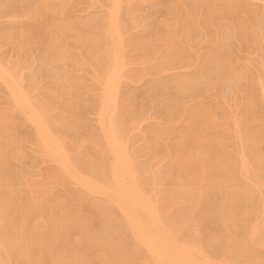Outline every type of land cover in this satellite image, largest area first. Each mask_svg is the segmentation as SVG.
I'll return each instance as SVG.
<instances>
[{"label": "bare ground", "instance_id": "obj_1", "mask_svg": "<svg viewBox=\"0 0 264 264\" xmlns=\"http://www.w3.org/2000/svg\"><path fill=\"white\" fill-rule=\"evenodd\" d=\"M23 1H25V0H3V4L5 3V5L11 4L14 6V4L20 3L19 4L20 8H16V7L12 8L9 5L10 7H8V8H10V9L12 8V9H11V11L7 10L8 13L6 11L7 14H5L10 18V19L8 18L9 21L7 20L8 23H10V20H13L14 23L13 22H11V23L15 24L17 22V20L19 21V18L30 20V22H32V25H30V27H32L31 28L32 30L35 29V31L37 32L36 34H38L37 36L40 38L39 40L44 39V42L46 44V49L44 48L45 51H43L42 54L45 53V58H46L47 62L48 61L50 63L53 62V64H54L55 63L54 61L61 62V58H63L62 62H63L64 58H70V59L76 60L75 56H74V58H72L73 55H75V52L70 51V50H63L64 51V53H63V51H60V49H59L60 46L58 45L59 48H57V49H59V51H60V53H59V51L56 48H54V47H57V45L53 44L54 42L57 43V41L60 43V39L62 37H64V35L66 37L67 31L68 30L72 31L74 29V27L76 26L74 24L73 20H72L73 23L70 21L68 13L66 12L67 5L65 3V0H30L29 2H27L28 4H26V5H23V4H25V2L22 4ZM85 1H87V0H85ZM90 1H91V3H90ZM90 1H89V4L90 5L93 4V6H94V4L96 5L97 1L99 2V4L101 3V0H97V1L95 0V3H94V0H93V3H92V0H90ZM104 1H106V2L103 3L102 5H103V7H105L106 12L104 10L103 13H105V15L102 13L103 17L101 19L102 23H104V24H102V23L100 24L102 26L104 25V27H105L103 34L105 36L106 40H104V41H106V43H105V46L103 45L105 48H102L103 49L102 51L104 53L101 51V49H98V47L95 48L98 52L100 50V52L103 53V54L100 53L101 56H100V54L99 55L97 54L98 52H96V54H94V55H97L98 57L99 56L101 57V58L99 57L100 59L98 61H96V59H95V62L93 61L95 64L97 63L96 66L93 65L94 64L93 62H92V64H91V62H89L91 60L87 61V59L86 60L84 59L85 56L83 57L80 55L81 59L83 58L84 62H87V64L89 63V66L92 69L89 66H88V68H90L91 70L94 69L95 72L90 70L94 74V76H91V77H94L93 79H95V80H93V81L96 82V85L99 84L98 86H100V87H98V88H100L99 90H98V88L96 89V87H95L96 85L94 86L96 89V92L100 91L99 93H97L99 95H97L96 92H95V94L91 93L92 95H94V97L97 95L95 98L98 99V101H97L93 97L95 102L97 101L98 103L97 102L93 103V101H94L93 100L92 104H95L97 106L94 109L93 105H92V108L94 110H96L95 111V115H96V119H97L96 121H97L99 127L96 125L97 129L95 128V130H96L95 133H94V131H93V133H91V131L89 130L90 131L89 133L92 134V136H90V134H86V135H89L90 137L89 136L86 137V135H85L86 138H84L87 141V138L89 137L87 142H89V140H90L89 143L92 144V146L89 148H92L94 145V149L92 148L93 154L89 153L88 147L86 146L87 144L84 141H82V139H80L82 141V144L79 142L78 136H77L78 142H77V140H75L76 145L74 143H72L74 141L72 139V137L68 142H66V139L69 138L70 135H68L67 132H65V131H67L66 130L67 127H66L65 131L63 132L64 127H65L64 126L65 123L63 121H60L63 118L54 119L53 116L51 115L52 114L51 112H50L51 113L50 115L52 117L49 115V112H48V110L50 109L49 106H51V104L54 105L53 103H55L54 100H53L54 102L53 103L51 102V104L48 102L49 100L51 101L50 97L55 98V95H57V97H58V95H61L63 93L65 95L67 93V92H65V88L67 87L66 85H70V83L66 84V81L68 79H65L64 77H60V74L58 72L59 67L55 68V66H53L54 67L53 73H55L57 71L55 73V75H53V76H55V80L54 79L52 80V78H53L52 77L51 79H48V82L50 80H52V83L50 81V83H48V85L44 84V86L46 85L45 90L48 89L49 84L52 85L53 90H50L52 92L48 91L50 89V87L47 91L49 93H53V91H54L55 92L54 96H51V94L49 96V94H48V96L45 97L46 91H45V95H43L44 92L39 89L40 86L38 85L39 86L38 88L34 86V78H35V75L37 74L36 71L40 70V69H37L38 67L37 68L35 67L37 70L34 69V72H31L32 74L29 73L30 76L35 73V75H33L34 77L32 79L30 78L31 80L28 79L29 76L28 77L24 76L25 75V73H24L23 77H27V79L29 80V81L27 80L26 83L23 82L24 78H21V76H16L17 75L16 73L18 72L17 69L20 70V68H23L22 67L23 65H21V64L22 63L25 64V62H26V59H25L26 56L24 57L25 61L21 62V60L22 61L24 60V59H22V56L24 55V51H23L24 46L21 44L23 46L22 47L23 49L21 48L23 55L21 56L19 54L21 56V60H17L18 57L16 58V56L15 57L12 56L13 58H11V59H13V60H10L9 59L10 56H8V55H7L8 58L3 59V57H2L3 53L0 54L1 55L0 56V81H1V83L0 84L3 85V87H5L4 89H6L5 93H7L8 95L6 94L4 98L5 99L8 98L10 100V103L7 102V101H9L8 99L6 102L11 104V105H9V106H11L10 108H12L11 110H13V112H17L16 115L19 114V117L21 118V120L24 121L25 123H27L24 126L25 128H27L26 127L27 125L31 126V128H32L31 131H33L32 136H33V140H34V142L32 141L33 142L32 144L35 143L36 148L38 149V150H36V148H34L35 151L39 152V154H40L39 159L42 158L41 163L42 162H49V161L54 162L53 164H55V166H53V167L55 169L53 168L54 170L52 172L49 171L50 168H49V170L46 169V171H49L52 175V177L50 179L52 180V178L54 177L53 179L55 180V183L56 184L60 183V184H62V186H63V183H65V182L61 183V182H59V179L60 178H62L63 180L65 179L69 182V184L70 183H71V185L74 184L76 187H78V189H80L82 192H84V195L86 193V194H89V195H92L93 197H95L96 202L95 201L94 202L97 203L96 206H98L96 210H100V209L102 210V208H99V206L103 207L101 205V203L103 201L98 203V201L101 199L97 200V198H96L97 196H98V198L101 197L102 200L105 201V204H107V206H108V211H106L107 215H105V214L104 215L108 218V220L114 219L113 216L118 215V218L116 217V219H118V220H116V221L114 220L113 222H110V223L105 222V223L109 224V226L106 224L105 225L106 227H101V226H103V224H101V226H99V224H98V226L92 224L91 219H92V215L94 214V212L93 213H90V212H92L91 211L92 209L96 208V206H94L95 204L93 203L90 207L91 210L87 211L88 214H87L86 218L84 219L85 225H84V223L81 224L80 222H79V224H80L79 225L78 220H77V215H76L78 213V211L76 209H72V207L67 208V206H69L68 202H71L69 195H68V197H69L70 201L69 200L67 201V198H65V200H61V199H56L58 197H56V198L52 197L54 194H52L53 191H51V186H53V185L55 186V183L53 181H51L50 179H48L49 177L47 178V176L43 178L42 174L45 172L40 174L41 180L34 181L32 179L33 177L31 178V176L28 173H24L23 169L22 170L19 169L21 166L17 170V171L20 170L19 172L14 170V169H17L16 166H15V168L13 167L14 169L11 167L13 169V171H15L14 173H16L13 176L10 175V173H8V171H9L8 168H7L8 171H4V169L7 170L6 167H8L9 163H13V164L15 163V165H16L18 162L17 165H19V161L21 160L22 155L24 154V152L25 153H27V152L26 151L23 152L24 149H23L22 141L25 138L23 137V139H21L22 137H20L23 132L21 133L18 129H15L19 125L18 124L15 126V124L18 123L17 121H20L19 120L20 118L18 116H15L16 117L15 118L14 117L15 114L12 115V113H11L12 116L11 115L10 116L13 117V119L10 117H6V116H8V115H6V113L4 114V115H6L4 117V115L2 113V115L0 114V264H98V260L101 261V259H103V262H106V264H107V262L109 263V258H110V261H112V260L114 262L117 261V263H120V264H264V124L262 123V120L264 119V74L261 75L258 72L259 74L257 76H254V81H255L256 85L259 87L258 94H256L257 92L256 93L254 92L256 94L254 98H256V96H257V97H259L258 100L262 101V104H263L262 116L258 117L255 114V111L253 110L254 108L252 107L253 108L252 110H250L249 112H247V111L245 112L246 115H244V112H243V117H241L242 119L239 117L241 119L240 124L238 122L234 123L236 125L235 126L236 130L233 131L230 135H227L225 133V136L221 130V129H225V128H223L225 125L222 126V123H221V127H219L220 129L217 128L218 130L215 129V131L217 132L220 130L219 134H221V137L222 136H224V137L218 138V140L215 139L214 142H211L210 136H209V137H207V139H205V140L202 139V141L197 142L198 145L197 144L196 145L198 146V148H197V152H195L196 153L195 156H193V155L191 157L188 156L187 152L185 151L186 145H187V144L185 145L186 139L184 140L182 137L181 142L177 140L178 141V148H177L178 167H177V169L175 168L177 171V172H175L176 178L174 177L175 179L170 182L169 181V180H171L170 177H169V180H167V178L169 176L168 174H158L157 170H156V174H158V175H155V172H154V174L152 173V175H146L145 176L144 174L146 172L148 173L147 170H149L148 168L150 165L147 164V165H149L148 168H147V166H142V165H146L145 162L142 164L143 158L140 159L142 161L140 164L139 163L136 164L135 158L139 157V156H137L138 155L137 153L139 150L136 149L137 150L136 151L135 147H133V148L129 147V146H131L134 138L131 139V142H130V138L129 139L127 138V137H129L127 134H129V132L131 130H133L135 128V126L137 125V123H136V125H134L133 128L129 127V126H131L130 125L131 120H130V118L128 119V117L130 116V114L128 112L131 113L132 109H131V104L129 106V104L126 105V103L130 102L131 100L128 101L129 99H127L128 102H126L125 105L120 103L121 101L119 102V104L117 102V100H118L117 96L120 95L119 90L123 88V87L122 88L120 87V89L118 88L119 84H121L119 82H120V80H123L125 78V75H122V73H123L122 71H125L123 69L126 68L125 63H127V61H128L127 59H129L127 57H130V56H128L130 53L127 55V57H124L125 52H128V51H124V49L126 48V45L124 46V44L126 42L124 41L125 43H123L122 41L124 39H121L120 37H122V34H125L123 30H125V29L129 30V29H127V26H128V24H130V22L128 23V20L130 21V18L125 20L124 19L125 17L124 18L122 17V14L124 11L122 12L121 8H124V6L122 7L121 4L125 0L124 1L121 0L122 3H120V0H104ZM128 1L130 2V0H128ZM214 1L215 0H213V1L212 0L211 1L210 0H204L203 1L205 3L204 4L205 7L207 6L206 7L207 10H205L206 8L204 10H205V12L208 11V14L204 13L205 16L204 15L200 16V14H199V16L201 17V19L200 18L199 19H200V21L202 20V25H207L206 22H208L209 25H207V26H210V25L212 26L214 23V22L212 23V18H213V15L215 14L214 12H216V13L218 12L215 10L222 9L220 11L223 12L224 7L221 8V7L217 6V9H215L216 4H214L215 3ZM221 1L225 2L226 5H223V6H225V8H226L228 3H229V5L227 7L233 6L234 3L236 5V3H237L236 0H221ZM245 1H247V0H245ZM134 2H135V0H134ZM169 2H171V5L172 4L174 5V6L173 5L172 6L174 7L175 14L173 15L172 18H171L172 15L168 14V15H170V17L169 18L165 17L166 19H165L164 23L169 22L168 24H170V21L173 20L174 24H176V27H177V23L180 24V23H183L185 21L186 23L184 22L185 25L183 24L184 25L183 29L186 28L185 26H187V28H189L190 26L188 27V25H190V24H194L197 22L196 25H199L201 23V22L198 23L199 19H197L198 21L196 19L194 21V19H193V21H194V23H193V21L188 19L189 17H191L190 15L188 18H183L184 16H181L182 15L180 13L181 10L186 9L190 6L189 5L191 3L190 0H189V4H187L188 1L186 2V0H170ZM124 3H126V1ZM192 3L195 4V2H193V1H192ZM89 4H88L89 7H87V8H90L92 6V5L90 6ZM104 4H105V6H104ZM194 4H191V5H193L195 8L196 4L198 5V3H196L195 5ZM201 4H203V3L201 2ZM239 4L241 5V2ZM242 4H244V3L242 2ZM250 4H252V3H250ZM102 5H101V7H102ZM124 5L126 7L127 4H124ZM204 5H202V6L204 7ZM96 7H98V6H96ZM168 7H169V5H168ZM239 7H241V6H239ZM73 8H75V7H73ZM127 8H128V6H127ZM127 8H125V9L127 10ZM225 8H224V10H225ZM237 9L238 8H236V10ZM136 10H137V8H136ZM171 10H173V9H171ZM190 10L186 9L185 12L190 11ZM201 10H202V8H201ZM209 10H211V11L209 12ZM128 11H129V9H128ZM191 11H190V13H191ZM195 11H197L196 8H195ZM199 11H200V9H199ZM202 11H200L201 15H202ZM4 12L5 11H3L2 13H4ZM212 12L214 14H212ZM130 13H131V11L128 12V14H130ZM193 13H192V15H194ZM245 13L246 12H244V14ZM188 14L189 13L186 12V15H188ZM219 14L221 15V13H219ZM178 15H180V17ZM238 15L239 14H237V16ZM240 15H242V14H240ZM70 17H72V16H70ZM203 17H206V18H203ZM222 18H225V17L222 16ZM99 19H100V17H99ZM131 19H132V17H131ZM141 19H142V17H141ZM247 19H248V16H247ZM15 20H16V22H15ZM96 20H98V19H96ZM96 20H94V21H96ZM101 20L100 21L98 20V22L100 23ZM137 20L138 19L136 18L135 21L131 20V22H134V24H136ZM139 20H140V18H139ZM5 22H6V20H5ZM26 22H28V21H26ZM141 22H139V23H141ZM139 23L137 22V24H139ZM203 23H206V24H203ZM16 24H18V23H16ZM19 24H18V26H19ZM23 24H24V21L21 25H23ZM3 25L5 26V24H3ZM21 25H20V27H21ZM24 25L26 26L28 24H24ZM83 25L84 24L82 23L81 26L83 27ZM94 25H95V22H94ZM162 25H163V23H162ZM237 25L242 26L243 24L239 22ZM10 26H11V24L9 26H6V27L9 28ZM13 26L15 27V25H13ZM142 26H144V24ZM22 27H24V26H22ZM77 27L78 26H76V28ZM87 27H89V26L87 25ZM129 27H130V25L128 26V28ZM168 27H165V31L163 30L162 33L160 32V37L157 36V37H159L157 39L164 42V44H162V45H166V49H164L161 52L164 53V55L167 56L166 57L167 60H169L166 63L169 64L170 62H174L173 59H176L175 62H177V64L179 62V64H180V61L182 62V60H181L182 58L180 57L181 56L180 54H182V50L183 49L186 50L187 47L183 48L182 50H181V48L178 47L179 46V44H177L178 41L181 42V40H183V38H181V37H180L181 40H179V37H178L179 32H180L179 29H178V31H179L178 32L173 27L172 29L175 30L174 31L175 33H174V32H172L173 30L171 31V26H170V31L168 30V32H167L166 28H168ZM205 27L202 28V30H203L202 33H204L202 43L205 44L204 47H206V49H204V51H203L204 53H202L203 54L202 58L200 57L201 55H198V57H197V58H201L200 60L199 59L198 60L200 61V65L202 64V66L204 68L202 69V71H199L197 73L201 72L200 74L205 78V80L203 78H200V79H201V81L204 80L206 83V82H208L209 79L207 78V81H206L205 76H206V74H209V73L211 74V67L212 66H214L216 68H218V67L223 68V71H224V69L229 70L230 66L232 67V65H230L231 61L228 60V57H226V55H225V57H226L225 58V57H223L222 54H220V52H223L222 49L220 52H218V50L220 49L221 46L224 49L223 46H225V44L227 45V42L224 41L225 38L223 39L222 35H219L218 32H212L213 29H211L212 30L211 31L210 29L209 30L205 29ZM243 27L244 26H242V29H243ZM8 28H6V29H8ZM98 28H100V27H98ZM123 28H125V29H123ZM131 28L132 27H130V30H131ZM190 28L188 29L189 31H190ZM199 28L201 29V27H199ZM207 28H209V27H207ZM210 28H212V27H210ZM239 28H241V27H239ZM2 29L5 31V29L3 27H2ZM26 29H27V26H26ZM78 29H75V31L77 30L79 32V30H81V29H79V30ZM92 29H90V30L94 32V30H92ZM159 29H160V27H159ZM242 29H239V30L242 31ZM21 30L22 29H19L20 34L23 33V31H21ZM2 31H1V34H4ZM13 31L14 30H12L11 32H13ZM75 31L73 30V34H75V36L76 35L78 36L80 34L79 35L80 37L78 36V38L81 39L82 38V35H81L82 31L80 33H77ZM181 31H183V30H181ZM25 32H26V30H25ZM99 32H97V33H99ZM185 32H187V31H185ZM6 33L9 34L10 29H9V33L8 32H6ZM71 33L72 32H70V35L72 36ZM85 33H87V32H85ZM154 33H156V32H154ZM171 33H172V35H171ZM176 33L178 35H177L176 40H175V37H174L175 35H173V34H176ZM190 33H188V36H186V38H188L189 40L191 39L189 37ZM222 33H224V32H222ZM240 33L241 34L243 33L242 36H244V32H239V35H240ZM259 33H260V31H259ZM24 34H23V36H24ZM32 34L33 33H31V35ZM181 34H182V32L180 33V35ZM14 35H15V37H17V34H14ZM92 35H91V37H93ZM102 35H101V37H104ZM2 36H4V35H2ZM5 36L8 38V35H5ZM10 36H11V33H10L9 37ZM37 36L35 37L36 39H38ZM85 36H86V34H85ZM85 36H83V37L85 38ZM95 36H94V38H95ZM235 36L238 37L237 34ZM242 36H240V37H242ZM72 37H74V36H72ZM191 37H192V35H191ZM261 37H263V36H261ZM26 38H28V37H26ZM57 38H58V40H57ZM88 38H89V30H88ZM67 39H68V37H67ZM141 39H142V37H141ZM5 40H6V38H4V44H5ZM14 40H16V39H14ZM22 40H23V38H22ZM82 40H83V38H82ZM187 40H185V41H187ZM63 41L64 40H61V43L65 42V41L64 42ZM185 41L182 43H186ZM192 41H194V40H192ZM198 41L200 42V40H198ZM257 41H258V39H257ZM32 42H34V41H32ZM37 43H40V42H37ZM61 43H60V45H61ZM66 43H67V41L65 42L64 46L61 45L62 46L61 50L65 46H66V48H63V49H67L68 47L72 48V49L75 48L70 43L69 44L67 43L69 46L66 45ZM141 43H143V42H141ZM187 43H188V41H187ZM1 44H2V42H1ZM9 44H10V42H9ZM200 44H201V42L198 43L199 46H200ZM21 45H20V47H21ZM97 45L99 46V44H97ZM100 45H102L101 42H100ZM154 45H156V44H154ZM15 46H16V44H15ZM40 46H41V44H40ZM122 46H124V48H122ZM147 46L148 45H146V47ZM229 46H230V44H229ZM233 46H234V44H233ZM233 46L231 45V47H233ZM30 47H32V45H30ZM36 47H37V45H36ZM90 47H91V45H90ZM93 47H94V44H93ZM93 47L90 48L91 51L94 49ZM101 47L102 46H100L99 48H101ZM18 48H19V44H18ZM77 48H78V46H77ZM77 48H75V49L77 50ZM79 48H80V46H79ZM190 48L191 47H189V49ZM75 49H73V50L75 51ZM122 49L124 52L122 51ZM134 49H136V48H134ZM151 49H153V48H151ZM225 49H226V46H225ZM225 49H224V51H227ZM185 50L183 52H186ZM261 50H263V49H261ZM10 51H12V50H10ZM17 51H18V49H17ZM21 51H20V53H21ZM29 51H30V48H29ZM84 51H85V49H84ZM164 51H166V52H164ZM193 51H196V50H193V47H192V52ZM25 52H27L25 54V55H27L28 50H26ZM78 52H80L79 54H81V49ZM188 52L189 51H187V53ZM149 53H150V51H149ZM90 54H92V53H90ZM121 54H122V56H121ZM133 54H135V52ZM164 55L162 57H164ZM188 55H189V53H188ZM91 56H89V57H91ZM177 56H178V58H177ZM186 56L187 55H185V57H183V59L184 58L187 59L188 57H190V58L192 57L191 55L187 56V57ZM14 58H16V60ZM141 58H143V57H141ZM179 58H180V60L177 61V59H179ZM190 58H188V60ZM19 59H20V57H19ZM92 59H94V58L92 57ZM125 59H126V62L124 61ZM191 59L189 61H191ZM43 60H45V59H43ZM135 60H136V58H135ZM170 60H172V61H170ZM193 60H194V58H193ZM184 61H186V60H184ZM189 61H187V63ZM27 62H28V60H27ZM41 62H42V64H44L43 61H41ZM41 62L39 64H41ZM49 62H48V64H49ZM68 62H70V61H68ZM71 62H73V61L71 60ZM195 62H197V59ZM132 63H134V62H132ZM163 63H165V62H163ZM187 63L184 62V64H182V63L181 64L185 65L187 68L188 67L187 65H189ZM63 64H64V62H63ZM77 64H79V63H77ZM52 65L49 64L48 66L51 67ZM67 65H69V63ZM74 65H76V64H74ZM82 65H84L83 62H82ZM127 65L130 66V64H127ZM134 65H135V63H134ZM149 65H151V64H149ZM152 65H154V63H152ZM156 65L158 66L157 63H156ZM61 66H63V65H61ZM70 66H71V64L68 67H70ZM169 66H171V65L169 64ZM243 66H244V64H243ZM78 67H80V66H78ZM136 67L138 68V66H136ZM145 67H147V66H145ZM162 67H163V64H162ZM41 68H42L41 72L43 73V67L41 66ZM61 68H63V67H61ZM150 68H147V69H150ZM154 68H155V66H154ZM219 68H218V70H219ZM233 68H234V66H233ZM239 68H241V67H239ZM244 68H246V67L244 66ZM56 69H58V70H56ZM73 69H74V66H73ZM82 69L83 68H81V71H82ZM142 69H145V68H142ZM142 69H141V71H142ZM262 69H264V68H262ZM61 70H60V72H61ZM83 70H85V69H83ZM131 70H129V72H131ZM156 70H158V69L156 68ZM160 70H161V66H160ZM90 71H88V72H90ZM138 71H140V70H138ZM138 71H136V72H138ZM166 71H169V69L167 68ZM193 71L195 72V70H193ZM213 71H214L213 74H215L217 72V69H216V71H215V69ZM223 71H222V74L224 73ZM242 71H244V70H241V72ZM83 72H85V71H83ZM88 72H87V74H88ZM147 72L149 73V71H147ZM239 72L240 71H238V73ZM71 73H73V72L71 71ZM143 73L144 72H142V74H140V75L143 76ZM217 73L219 74L220 72H217ZM40 74H39V76H40ZM180 74L182 75V73H180ZM200 74H198V76L195 74H193V75H195V77L197 76V79H199ZM246 74H247V72H246ZM42 75L46 76V72ZM64 75H65V73H64ZM73 75H74V73H73ZM88 75H91V74H88ZM129 75L127 73V77ZM147 75H149V74H147ZM152 75H154V74H152ZM157 75H159V74L157 73ZM43 76H40V77H43ZM71 76H72V74H71ZM122 76H124V77L121 78ZM144 76H145V74H144ZM185 76H186V74H185ZM185 76L184 77L176 76L178 78H174V82L177 83V85H175V84L174 85L178 86V88L176 87L177 90L179 89V87H182V89H183V87L186 88V85L190 83L191 76L188 78ZM250 76H251V74H250ZM132 77L134 78L135 75H133ZM240 77L242 79V75ZM240 77L238 76L237 78H240ZM48 78H49V76H48ZM61 78H63V79H61ZM70 78L73 79L74 76L70 77ZM78 78H76V80ZM130 78H131V76H130ZM127 79H129V78H127ZM200 79H199V82H200ZM36 80L39 81L37 78L35 79V81ZM136 80H137V78H136ZM158 80H159V78H158ZM87 81H88V79H87ZM188 81H189V83H188ZM233 81H234V79H233ZM156 82H157V80H156ZM164 82L165 81H163V83ZM192 82H194V81L192 80ZM202 83H203V81H202ZM222 83H221V85H222ZM75 84H76V81H75ZM152 84H154V83L152 82ZM191 84H193V83H191ZM71 86H72V83H71ZM175 86H174V88H175ZM211 86H214V85H212V83H211ZM235 86H237V85H235ZM191 88H193V87H191ZM226 88H227V86H226ZM254 88H255V86H254ZM41 89H44V87ZM75 89H76V87H75ZM130 89H131V87H130ZM149 89H151V87L150 88L148 87V90ZM33 90L37 91V92L31 93V94H35V95H30L29 92L33 91ZM71 90H73V89H71ZM91 90L93 91V89H91ZM213 90L215 91L214 88H213ZM241 90H242V88H241ZM1 91H3V90L1 89ZM117 91H118V93H117ZM126 92H128V91H126ZM180 92H181V90H180ZM5 93H3V94H5ZM71 93H73V92H71ZM116 93H117V96H116ZM145 93H147V92H145ZM149 93H151L150 90H149ZM241 93H242V91H241ZM184 94H186V93H184ZM206 94H208V93H206ZM186 95L184 97H186ZM216 95H218V94H216ZM143 96H147V95H143ZM223 96H224V94H223ZM66 97L58 100L59 103L62 99L66 100ZM119 97H121V96H119ZM130 97H131V95H130ZM48 98H49V100H47ZM69 98H71V97H69ZM178 98H180V97H178ZM197 98H195V99H197ZM86 99L87 98H85V100ZM89 99L91 100L92 98L90 97ZM251 99L252 98H250V100L248 99L249 102L253 101V99L252 100ZM90 100H87V101H90ZM187 100L188 99H186L184 102H186ZM220 100H221V98H220ZM73 101H74V103H73ZM73 101H72V103L75 104V106H76L77 100H73ZM134 101H135V99H134ZM191 101H192V99H191ZM191 101L189 100V102H191ZM210 101L212 103V101L215 102L216 99L215 100L210 99ZM233 101H232V103H234ZM246 101H247V99H246ZM3 102H5V101L3 100ZM68 102H70V101H68ZM122 102H124V100H122ZM182 102H183V100L181 101V105H180V108H182L180 110L181 114L184 113V106L187 105V102H186V105L185 104L182 105L184 103V102L183 103ZM72 103H69L65 106L73 107ZM89 103H91V101ZM207 103H208V99H207V102L204 104L200 103V101L199 102L196 101L194 104L191 103L192 104L191 106L188 105L189 107H187V106L185 107V108H187L188 115L186 114L187 117L186 116L184 117V118H186L185 120H183L184 125H183V123L181 125V126H183V129H180V130L181 131L186 130V132L183 131V133H186L185 134L186 136H188L187 135L188 134L187 129L189 128V126L191 124L193 125V126L192 125L191 126L195 128V125H196V123L198 124V121L199 122L203 121V122L208 123V121H205V120H209V119H205V120L200 121V119L197 118L199 114L203 115V113H205V111H207L205 109L207 107V105H205V104H207ZM211 103H209V104L212 105ZM133 104L134 103H132V105ZM226 104H228V103H226ZM47 105H49L48 110H46V108H45ZM175 105L176 104H174V107H175ZM201 105L203 106V108L205 105V108H204L205 111L204 112L202 110L203 108ZM54 106H56V104ZM54 106H53V108H54ZM75 106L73 107V110H74ZM77 106L79 107L78 104H77ZM80 106H81V104H80ZM214 106H212V108H214ZM260 106H262V105H260ZM3 109H4V111H6L5 108H3ZM58 109H60V108H58ZM67 109L70 110V108H67ZM76 109H75V111H76ZM177 109H179V108H177ZM207 109H208V107H207ZM1 110L2 109H0V111ZM68 110H66V111H68ZM73 110H71V113H70L71 115L69 114V116H71V117L73 115L72 113H74ZM201 110H202V113H201ZM210 110H211V106L207 112L208 113L211 112ZM62 111H63V109H62ZM78 111H79V108H78ZM78 111H76L77 115L79 114V113H77ZM227 111H228V109H227ZM79 112H81V111H79ZM179 112L177 113L178 116L180 115ZM212 112H211V114H212ZM7 114H9V113H7ZM76 114L74 115V118H73L75 120L78 119V117H75V116H77ZM128 114H129V116L126 117V115H128ZM139 114L143 115V116L145 115L140 111H139ZM204 115H203V117L206 118ZM208 115L210 116V114H208ZM1 116H3V117H1ZM63 116L68 118L67 115L66 116L63 115ZM82 116H84V115H82ZM233 116H234V114H233ZM17 117H18V119H17ZM84 117H86V116H84ZM130 117H132V114ZM135 117H136V114H135ZM203 117H200V118L202 119ZM55 118H59V117H56V115H55ZM67 118H65V122H67L66 121ZM144 118L145 117H142V118L140 117V119H144ZM176 118H177V116H176ZM214 118H215V116H214ZM16 119H17V121H16ZM71 119L70 120L67 119V120H69L67 124L70 123ZM73 119H72V121H73ZM81 119L78 121H81ZM145 119H147V118H145ZM196 119H198V121L194 123V121ZM217 119L218 118H216V120ZM234 119H235V117H234ZM57 120H59V121H57ZM83 120H85V118ZM134 120L136 121V119L133 118V121ZM214 120L215 119H213V121ZM223 120H224V118H223ZM78 121H76V122H78ZM210 121H211V119H210ZM210 121H209V124H210ZM218 121H219V119H218ZM24 122H23V124H24ZM76 122H73V123L75 124ZM62 123L64 126V127H62L63 129L61 127L60 128L58 127V126H62ZM139 123H140V121H139ZM212 123L213 122L211 121V124ZM214 123L217 125L216 121H214ZM21 124H22V122H21ZM21 124L19 126H21ZM218 124H220V122H218ZM204 125H205V123L203 124V126ZM81 126H83V124L78 126L79 128H82V129L78 128L79 129L78 130V129H76L77 127L74 125V127H76L74 129H76V130H73V132L74 131H75V133H77L76 131H79V133L82 131L84 132L85 128H83ZM87 126H88V124L85 126L86 129H89V128H87ZM161 126H162V124H161ZM199 126H200L199 128L201 129L202 127L200 124H199ZM230 126H231V124H230ZM56 127H58V129H61L62 131L56 129ZM69 127L73 128L71 126H69ZM93 127H94V125H93ZM178 127H180V126H178ZM90 128H91V126H90ZM184 128H186V129H184ZM194 128H192L191 130H193ZM208 128H210V125L208 126ZM211 128H212V126H211ZM153 129H154V127H153ZM158 129H160V128H158ZM177 129H175V130H177ZM190 129H188V132L191 131ZM15 130L17 132L19 131V133H21V135L19 136ZM28 130H30V129H28ZM28 130L26 129V131H28ZM172 130L173 129H171V131ZM175 130H173V131H175ZM196 130H198V129H196ZM201 130H204V129L202 128ZM201 130H198L199 131L198 134L201 133ZM228 130H229V127H228ZM207 131H209V130H207ZM207 131L204 130V132H207ZM211 131H212V129L210 130V133H211ZM61 132L63 134H61ZM73 132H72V135H73ZM85 132H87V131H85ZM204 132L202 131V133H204ZM79 133H77V135ZM171 133H173V132H171ZM191 133H192V131H191ZM163 134H164V132H163ZM192 134H191V136H188L190 142H191L190 138L192 137ZM211 134H209V135H211ZM29 135H31V134H29ZM60 135H61V137H59ZM180 135H179V140L181 139ZM183 135H181V136H183ZM185 135H184V138H187V137H185ZM205 135L208 136V134H205ZM226 135H227V137H226ZM73 136H75V134ZM154 136L156 137L155 133H154ZM159 136L160 135H158L157 137H159ZM198 136H197V138L199 139V137H202L203 135H201L199 137ZM213 136L215 137V135H212L211 137H213ZM145 137H146V135H145ZM166 137H165V139H166ZM204 137L205 136H203V138ZM236 137L238 138L237 140L239 141V142L237 141L238 144L233 143L235 141L234 138H236ZM192 138L196 139V137H192ZM26 139H27V136H26ZM74 139H76V137H74ZM162 139H164V137ZM162 139H160V140H162ZM71 140H73V141H71ZM156 140H157V138H156ZM187 140H188V138H187ZM187 140H186V143H187ZM135 141H136V139H135ZM23 142L26 145L25 141H23ZM129 142H130V144H129ZM148 142H150V140ZM179 142H180V144H179ZM193 143H195V141H193ZM193 143H192V145L194 146L195 144H193ZM91 144H89V145H91ZM158 144H159V142H158ZM236 144H237V146H236ZM164 145H165V143H164ZM196 145L194 147H196ZM74 146H75V148L73 149ZM234 146H236V148ZM146 148H147V146H146ZM165 148H167V147H165ZM227 148L230 149V151L233 150L236 154L235 155L232 154L233 156L226 154L225 149H227ZM153 149L154 148H152V150ZM194 149H196V148H194ZM192 150H191V152H192ZM71 152H76V154H78L79 156H77V155L73 156V155H71ZM147 152L148 151H146V153ZM28 153H30V152H28ZM227 153H230V152H227ZM193 154H194V152H193ZM175 155H176V153H175ZM26 156H27V154H26ZM150 157L152 158V156H150ZM37 161H39V160H37ZM138 161H139V159H138ZM144 161H146V160H144ZM20 163H21V161H20ZM12 166H14V165H12ZM154 167H155V165H154ZM160 167H161V164H160ZM165 167H167V166H165ZM12 169H11V171H12ZM154 170H155V168H154ZM3 171H4V173H3ZM41 172H42V170H41ZM48 174L46 173L45 175H48ZM240 175L242 178L243 177L245 178V179L243 178L242 180H247L249 182L245 183V181L244 182L236 181L233 186L227 185L228 183L232 182L230 180L235 181V179L237 180L238 176H240ZM48 176H50V175H48ZM166 180L168 182H170L169 184H172V188L169 190V192L167 194H164L160 197L158 195V197H157L155 189L158 188L159 185H161L163 183H167ZM146 181H149V182H146ZM232 183H234V182H232ZM142 184H147L148 186L151 184L153 186L152 192H154V190H155V192H154L155 197L154 198H152L153 197L152 192H151V195H149L150 194L149 191H148V193H149L148 194L147 191H145V189H142L143 188ZM163 185L165 186V184H163ZM144 187H147V186H144ZM166 187H167V185H166ZM168 187H169V185H168ZM56 188H58V187H56ZM159 189H157V190L160 191ZM161 193H164V191H161ZM209 193L210 194L214 193V194L212 195V197L210 196L211 198L208 200L212 205H210L211 209H209L207 211V213L210 212L215 217V219L218 221V223H220L221 228H219V229H221V231H220L221 233L217 232L215 237L210 235L208 238L206 237L205 239H203V238L199 237L198 228H197V226H195L196 225V223H195L196 219L192 215V213H194V212H192V213L191 212H183V213L178 215L177 220H174V218H173L174 214H172V209L176 205L181 206L182 204L184 205L187 203V205L189 204L190 207L192 208V211H194L196 208H198L199 205H201L200 201L202 200V198L207 197V195H209ZM68 194H69V192H68ZM88 200H90V199H88ZM72 201H74V200H72ZM89 203L90 202H88L87 204H89ZM105 204H103V205H105ZM239 204L241 205V206H239L240 208L237 207V205H239ZM78 205H79V203H78ZM78 205H77V208H78ZM206 205H209V204H206ZM86 206L89 207V205H86ZM56 207H60L61 214L59 216H57V213H58L57 210L59 211V208L56 209V211H55L57 213H54V208H56ZM103 209H104V207H103ZM106 209H107V207H106ZM197 210H199V209H197ZM100 211H96L95 213L99 212V213H97V215L98 214L102 215L103 212L100 213ZM177 212L179 213V210ZM81 215H82V213H81ZM100 215L98 217H100ZM95 216H93V218H95ZM202 216H203V214H202ZM102 217H103V215H102ZM175 218H176V216H175ZM211 218H213V217H211ZM105 219H103V220H105ZM92 220H94V219H92ZM98 223H99V221H98ZM192 226L195 227L194 231L192 232V235L190 234L189 237L183 236L182 234L184 233V231L188 230V229L190 230ZM44 227L45 228L50 227V229L48 230V228H47L45 231ZM41 230H44V232H42ZM84 231L86 232V234L87 233L90 234L91 237L93 235L94 236L96 235L97 238L98 237L103 238V236H101V235H106V237H107L110 235V234L107 235L110 232L114 236L115 239L110 236L108 238H112V240L110 239V241L106 242L107 239L104 236L105 239L104 238L102 239V240H105L104 243H103V241H100L102 244H99V245L97 244L98 242L95 239L94 242H95L96 246H92L93 242L90 244L91 246H89V245L86 246L87 248L88 247L96 248V249H93V251L89 252V254H87L88 255L87 256L85 253L86 251L85 252L81 251V250H85V249H81L80 246H81V244H83L82 247H84V242L87 241V238H88V240H89V238H90V240L92 238L89 237L88 234H87L88 237L86 235H85L86 237L82 236L84 234ZM188 233H186V234H188ZM216 239L218 241H220V244L222 243V251H221L222 255H220L222 257H220V259L217 258V261L215 260L216 257H214V256L212 257L211 254H209L210 251L208 250V248L211 247L210 243H212L214 240L216 241ZM115 241H116V245L118 247V253H116L115 251H114V253H111L107 250V247L110 246V248H111L112 244L110 242H115ZM107 243H110V244L108 245ZM93 245H94V243H93ZM100 245H101V247H99ZM113 248H115V247H112V250H113ZM56 249H58L57 253L55 251ZM91 250H92V248H91ZM88 251H90V249ZM106 251L109 252L110 254L106 253ZM132 251H133V254H135V255L132 254ZM136 251H141L142 255H141V252H140V255L143 256V254H144V256L142 258H139V257L137 258ZM83 252H84V254H83ZM216 252H218V251H216ZM108 254L109 255L113 254V256L110 257ZM100 255H101V257H100ZM221 258H223V259H221Z\"/></svg>", "mask_w": 264, "mask_h": 264}, {"label": "rangeland", "instance_id": "obj_2", "mask_svg": "<svg viewBox=\"0 0 264 264\" xmlns=\"http://www.w3.org/2000/svg\"><path fill=\"white\" fill-rule=\"evenodd\" d=\"M30 0H25V1H23L22 2V4L25 2V4H23V5H26V4H28L27 2H29ZM88 1V2H87ZM87 1H85V0H65V3H66V5H67V9H66V12L68 13V16H69V18H70V21L72 22V20H73V22H74V24L76 25V26H78L77 28H76V26L74 27V31H75V29H81V30H79V32L76 30L75 32H77V33H80L81 31V35H82V38H83V40H82V38L81 39H79L78 38V36L80 35H76L75 36V34H73V30L72 31H70V30H68L67 31V35H66V37H65V35H64V37H62L61 39H60V43H61V40H64L65 42L67 41V43L69 44H71L72 46H74L75 48H77V46H78V48H77V50L75 49V48H73V49H75V51L72 49V48H69L68 46V44L66 43V45H68L67 47V49H63V48H66V46L65 47H63L62 48V50H61V45H65V42L64 43H61V45H60V43L57 41V43H53V44H55V45H57V47H54V48H59V46H60V51H63V50H70V51H73V52H75V55H73V57L72 58H74V56H75V58H76V60H74V59H70V58H64V60H63V62H64V64H63V62H62V59L63 58H61V62H56V61H54L55 63L53 64V62H49V64L50 65H52L51 67L50 66H48L49 64H48V62L46 61V58H45V53H43L42 54V52L43 51H45V49H46V44H45V42H44V39H41V40H39L40 38L37 36L38 34H36L37 32L35 31V29L34 30H32L31 28L32 27H30V25H32V22H30V20H27V19H22V18H19V21L17 20V22H16V20H15V22L16 23H20L19 24V26H18V24H13L14 23V21L13 20H10V23H8V21H9V17L7 16V15H5V14H7L8 13V11H11V9L12 8H14V7H16V8H20V3H17V4H14V6L13 5H11V4H6L5 5V3L3 4V0H0V30L2 31L3 29H2V27L5 29V31L3 30L2 32L4 33V34H1V31H0V54H2L3 53V55H2V57H3V59L5 58H8V56H10L9 57V59L10 60H13V59H11V58H13V57H15L16 56V58H17V60H21V56L23 55V52L21 51L23 48H24V55L22 56V59H24V57H25V59H26V62H25V64L24 63H22L21 65H23L22 67L23 68H20V70L19 69H17V75L16 76H21V78H24V81L23 82H25L26 83V81L29 79V80H31L34 76L33 75H35V73L33 74V75H31L30 76V74H32L31 72H34V69H36L37 67V69H40V70H35L36 72H37V74L35 75V78H34V86L35 87H39V89L40 90H42L44 93H43V95H45V91H46V96L45 97H47L48 96V94H49V96H50V94H51V96H54V91H53V93H49V92H52V91H50V90H53V88H52V85L51 84H49V86H48V89H49V87H50V89L48 90V89H46L45 90V87H46V85H48V83H50V81H51V83H52V80L54 79L55 80V76H53V75H55V73L57 72L56 70H58V69H56L55 71V73H53V66H55V68L57 67H59V70H58V72H59V74H60V77H64L65 79H70L68 82L66 81V84H69L70 83V85H66L65 87V92H67L65 95H64V93L63 94H61V95H58V97H57V95H55V98H53V97H50L51 98V101L49 100V98L47 99V100H49L48 102L51 104V102L53 103L54 101H55V103H53L54 105L56 104V106H54V105H52L51 104V106H49V105H47L45 108H46V110H48L49 108V110H48V112H49V115L51 114L52 116H53V118L54 119H60V118H63V119H61L60 121H63L65 124H64V126H63V123H62V126H58L59 128L61 127H64V130H63V132L65 131V129H66V127H67V131H65V132H67V134L68 135H70L69 136V138H67L66 139V142H68L70 139H71V137H72V139L74 140H71V141H73L72 143H76L75 142V140H77V136H78V140H79V142L82 144V141H84L86 144V146L88 147V151H89V153L90 154H93V149H94V145H93V149L92 148H89V147H91L92 146V144L91 143H89L90 142V140H89V142H87L88 141V138L90 137V136H92V134H90L89 132L91 131V133H93V131H94V133H95V128H96V125L99 127V125H98V123H97V119H96V115H95V111L96 110H94L95 108H96V106L97 105H95V104H92V101L94 100V98L97 96V95H99V94H97V93H99L98 91L96 92V89L98 88V87H100V86H98L99 84H97L96 85V82H94L93 80H95V79H93L94 77H91V76H94V74H93V72H91V71H94V69L93 70H91L92 68L89 66V63L87 64V62H84V60H83V58L81 59V56H85V60L87 59V61H89V60H91V61H89V62H91V64H92V62L94 61L95 62V59H96V61H98L101 57V54H103L104 52L102 51L103 49L102 48H105L104 46H105V43H106V41H104V40H106L105 39V36H104V29H105V27H104V25L102 26V25H100L101 23H102V17H103V14L105 15V13H103L104 12V10H105V12H106V9H105V7H103V3H105L106 1H104V0H101V3L99 4V2L97 3L96 2V5L94 4V6H93V4H89V1L90 0H87ZM124 1V0H123ZM126 1V3H124ZM123 3L121 2V0H120V3H122L121 4V6L123 7L124 6V8H121L122 10V12H123V14H122V17L126 20V19H129L130 18V21L128 20V23L130 22V24H128V26L130 25V27H132L131 28V30H130V27L128 28V26H127V29H129V30H126L125 28H123V29H125V30H123L124 31V33L125 34H122V37H120L121 39H124L122 42L123 43H125L124 44V46L126 45V50L124 49V51H128V52H125V56L124 57H127V55L128 56H130V57H127V58H129V59H127L128 61H127V63H125V69H123V70H125V71H122L123 73H122V75H125V80L123 81V80H120V82L119 83H121V84H119V89H120V87L122 88V89H120L119 90V93H120V95L119 96H121V97H119V96H117V93H118V91H117V93H116V96H117V102H118V104H119V102L120 103H122V104H124L125 105V103L126 102H128V101H130V102H128V103H126V105L127 104H129V106H130V104H131V109H132V112L130 113V112H128L129 114H130V116H131V114H132V117H130L129 116V114L128 115H126V117L127 116H129L128 117V119L130 118V125L131 126H129L130 128H133V126L134 125H136V123H137V125L135 126V128L133 129V130H131L130 132H129V134H127L129 137H127L128 139L130 138V142H131V139L132 138H134L133 139V142H132V144H131V146H129V147H135V150L137 149V150H139L138 151V155L137 156H139L138 158L136 157L135 158V162H136V164H140L142 161V164L145 162L146 163V165H142V166H147V168H148V166H149V170H147L148 171V173L146 172L144 175L146 176V175H152V173L154 174V172H155V175H158V174H168L169 176H168V178H167V180H169V177L171 178V180H169L170 182L171 181H173L175 178H176V174H175V172H177L176 171V169H177V167H178V160H177V148H178V141H180L181 142V140H182V137H183V139L185 140H187V138H188V140H187V143H186V140H185V145H186V152H187V154H188V156H195L196 155V153L195 152H197V148H198V143L197 142H200V141H202V139L203 140H205V139H207V137H209L210 136V140H211V142H214V140L215 139H217L218 140V138H223L224 136H225V133L227 134V135H230L233 131H235L236 129H235V122H238L239 124H240V120L242 119L241 117H243V112H244V115H246V111L247 112H249L250 110H252L253 108V110L255 111V114L258 116V117H260V116H262V113H263V104H262V101H260V100H258L259 99V97H257L256 96V98H254L255 97V95L256 94H258V91H259V87L256 85V83H255V81H254V76H257L259 73L261 74V75H263L264 74V69H262V68H264V1L263 0H247V1H245V0H236L237 1V3H236V5H235V3H234V5L233 6H229V7H227L228 5H229V3L227 4V6H226V8H225V6H223V5H226L225 4V2H223V1H221V0H215L214 2V4H216V7H215V9H217V6L218 7H221V8H225V10H224V8H223V12H221L220 10H222V9H220V10H215V11H218L217 13L216 12H212V14H214L213 15V18H212V23H213V25L211 26H207V25H209L208 24V22H206L207 23V25H202V20L200 21V19H201V17L200 16H205V14H208V11L207 12H205V10H207V6L205 7V3L202 1V0H190V4H189V0H186V2H187V4H189L188 6V8H186V9H191L190 11H191V13H190V11H186L187 13H189L188 15H186V12H185V10L186 9H182L181 10V16H184L183 18H188L189 17V15L191 16V17H189L188 19H190L191 21H193V19H194V21H195V19L197 20V19H199V21H198V23L199 22H201L199 25H196L197 24V22L196 23H194V21H193V23L194 24H190V25H188V27L190 28V31L188 30L189 28H187V26H185L186 28L185 29H183V27H184V22L183 23H180V24H178L177 23V27H176V24H174V22H173V20L171 19L172 17H173V15L175 14V10H174V5L172 6L171 5V2H169L170 0H135V2H134V0H130V2L128 1V0H125ZM133 1V2H132ZM145 1V2H144ZM192 1L193 2H195V4L196 3H198V5L196 4V6H195V8H196V10L197 11H195V8H194V6L193 5H191V4H194V3H192ZM211 1V0H210ZM213 1V0H212ZM235 1V2H236ZM253 1V2H252ZM71 2V3H70ZM85 2V3H84ZM128 2V3H127ZM160 2V3H159ZM166 2V3H165ZM200 2V3H199ZM201 2L203 3V4H201ZM221 2V3H220ZM241 2V5L239 4V3ZM242 2L244 3V4H242ZM9 3V2H8ZM31 3V2H30ZM91 6L90 8H87V7H89L88 6V4ZM90 3H91V1H90ZM92 3H93V0H92ZM94 3H95V0H94ZM140 3V4H139ZM165 3V4H164ZM185 3V2H184ZM250 3H252V4H250ZM87 4V5H86ZM100 6H99V5ZM124 4H127L126 5V7H125V5ZM131 4V5H130ZM163 4V5H162ZM194 4V5H195ZM218 4V5H217ZM12 7L11 9L10 8H8V7H10V6ZM65 5V6H66ZM73 7H75V8H73ZM101 5H102V7H101ZM167 5V6H166ZM168 5H169V7H168ZM202 5H204V7L202 6ZM221 5V6H220ZM96 6H98V7H96ZM104 6H105V4H104ZM127 6H128V8H127ZM137 6V7H136ZM139 6V7H138ZM187 6V5H186ZM239 6H241V7H239ZM69 7V8H68ZM133 7V8H132ZM137 8V10H136V8ZM202 8V10H201V8ZM250 7V8H249ZM8 8V9H7ZM71 8V9H70ZM107 8V7H106ZM125 8H127V10L125 9ZM206 8V9H205ZM228 8V9H227ZM236 8H238L237 10H236ZM242 8V9H241ZM248 8V9H247ZM4 9V10H3ZM6 9V10H5ZM10 9V10H9ZM128 9H129V11H128ZM133 9V10H132ZM135 9V10H134ZM171 9H173V10H171ZM199 9H200V11H202V15H201V13H200V11H199ZM205 9V10H204ZM230 9V10H229ZM247 9V10H246ZM8 10V11H7ZM69 10V11H68ZM126 10V11H125ZM243 10V11H242ZM246 10V11H245ZM250 10V11H249ZM3 11H5L4 13H2ZM6 11H7V13H6ZM72 11V12H71ZM131 11V13L130 14H128V12H130ZM134 11V12H133ZM174 13H173V12ZM211 10H209V12H210ZM214 11V10H213ZM127 12V13H126ZM169 12V13H168ZM194 12V13H193ZM237 12V13H236ZM243 12V13H242ZM244 12H246L245 14H244ZM252 12V13H251ZM96 13V14H95ZM103 13V14H102ZM192 13L194 14V15H192ZM205 13V14H204ZM219 13H221V15L219 14ZM3 16H2V15ZM70 14V15H69ZM102 14V15H101ZM168 14H171L172 16H171V20L172 21H170V24H168L169 22H166V23H164L165 22V17H167V18H169L170 17V15H168ZM199 14H200V16H199ZM237 14H239L238 16H237ZM240 14H242V15H240ZM7 17H5V16ZM74 15V16H73ZM124 15V16H123ZM136 15V16H135ZM138 15V16H137ZM180 15H178L179 17H180ZM196 15V16H195ZM216 15V16H215ZM233 15V16H232ZM70 16H72V17H70ZM142 17V19H141V17ZM198 16V17H197ZM207 16V15H206ZM222 16L223 17H225V18H222ZM247 16H248V19H247ZM3 17V18H2ZM77 17V18H76ZM98 17V18H97ZM99 17H100V19H99ZM131 17H132V19H131ZM164 17V18H163ZM193 17V18H192ZM239 17V18H238ZM244 17V18H243ZM9 18V19H8ZM73 18V19H72ZM134 18V19H133ZM136 18L138 19L137 21H136V24H134V22H131V20H136ZM139 18H140V20H139ZM203 18H206V17H203ZM217 20H216V19ZM92 19V20H91ZM96 19H98L99 21L101 20V22L99 23L98 22V20H96ZM123 19V20H124ZM237 19V20H236ZM5 20H6V22H5ZM8 20V21H7ZM77 20V21H76ZM87 20V21H86ZM92 22H91V21ZM94 20H96V21H94ZM222 20V21H221ZM23 21H24V24H28V25H26L27 26V29H26V26L23 24V25H21L22 23H23ZM26 21H28V22H26ZM143 23H142V22ZM11 22H13V23H11ZM72 22V23H73ZM94 22H95V25H94ZM137 22L139 23V22H141V23H139V24H137ZM159 22V23H158ZM172 22V23H171ZM180 22V21H179ZM218 22V23H217ZM231 22V23H230ZM233 22V23H232ZM242 23L243 25L242 26H244L243 27V29H242V26H239V25H237L238 23ZM245 22V23H244ZM77 23V24H76ZM82 23L84 24L83 25V27L81 26L82 25ZM86 23V24H85ZM89 23V24H88ZM98 23V24H97ZM132 23V24H131ZM146 23V24H145ZM162 23H163V25H162ZM186 23V22H185ZM206 23H203V24H206ZM221 23V24H220ZM224 23V24H223ZM227 23V24H226ZM3 24H5V26L3 25ZM11 24V26L8 28V27H6V26H9ZM91 24V25H90ZM102 24H104V23H102ZM144 24V26H142ZM184 24V25H183ZM226 24V25H225ZM13 25H15V27L13 26ZM20 25H21V27H20ZM87 25L89 26V27H87ZM137 25V26H136ZM146 25V26H145ZM155 25V26H154ZM169 27H168V26ZM173 25V26H172ZM182 25V26H181ZM202 25V26H201ZM232 25V26H231ZM234 25V26H233ZM258 25V26H257ZM18 26V27H17ZM22 26H24V27H22ZM29 26V27H28ZM149 26V27H148ZM170 26H171V31L173 30L172 28L174 27V29L176 30V31H178V29H179V35L176 33V34H173V35H175L174 37H175V40H176V37H177V35H178V37H179V40H181V38H183V40H181V42L180 41H178V43L177 44H179V48H181V50L183 49V48H186V50L185 49H183L182 50V54H180L181 56V60H182V62L180 61V64H179V62H178V64H177V62H175L176 61V59H173L174 60V62H170L169 64L171 65V66H169V64L168 63H166V62H168L169 60H167V56H165L164 55V53H162L161 51H163L164 49H166V45H162V44H164V42L163 41H160L159 39H157V38H159L160 37V32L162 33V31L164 30L165 31V27H168V28H166L167 29V32H168V30L170 31ZM181 26V27H180ZM206 26V27H205ZM13 27V28H12ZM93 29H92V28ZM98 27H100V28H98ZM135 27V28H134ZM140 27V28H139ZM146 27V28H145ZM153 27V28H152ZM159 27H160V29H159ZM164 27V28H163ZM179 27V28H178ZM199 27H201V29L199 28ZM203 27H205V29H207V30H211V29H213V31L212 32H218L219 33V35H222V38L224 39V41H226L227 42V45L225 44V46H226V49H225V46H223L224 47V49L225 50H227V51H224V49L222 48V46L220 47V49L218 50V52H220L221 51V49H222V51L224 52H220V54H222L223 55V57H225V55H226V57H228V60L229 61H231L230 62V65H232V67L230 66V69L229 70H225L224 69V71H223V68H219V70H218V68H216V67H214V66H210L211 67V74L209 73V74H206V81H207V78L209 79L208 80V82H206L205 83V78L200 74V73H197V72H199V71H202V69L204 68L203 66H202V64L200 65V59L202 58V56H203V54L202 53H204L203 51H204V49H206V47H204L205 46V44L204 43H202V39H203V37H204V33H202L203 32V30H202V28ZM207 27H209V28H207ZM210 27H212V28H210ZM218 27V28H217ZM227 27V28H226ZM239 27H241V28H239ZM6 28H8V29H6ZM16 30H15V29ZM89 28V29H88ZM95 28V29H94ZM142 28V29H141ZM198 28V29H197ZM9 29H10V33H11V36L9 37V35H10V33H9ZM19 29H22L21 31H23V33H21L20 34V31H19ZM24 29V30H23ZM90 29H92V30H94V32L93 31H91ZM183 30V31H181V30ZM220 29V30H219ZM234 29V30H233ZM239 29H242V31H240ZM245 29V30H244ZM12 30H14L13 32H11ZM25 30H26V32H25ZM88 30H89V38H88ZM96 30V31H95ZM146 30V31H145ZM175 30H173L172 32H174ZM192 30V31H191ZM195 30V31H194ZM201 32H200V31ZM222 30V31H221ZM237 30V31H236ZM19 31V32H18ZM72 32L71 34H72V36H74V37H72L71 35H70V32ZM100 31V32H99ZM106 31V30H105ZM149 31V32H148ZM185 31H187V32H185ZM195 33H194V32ZM259 31H260V33H259ZM6 32H8L9 34H7ZM17 32V33H16ZM85 32H87V33H85ZM97 32H99V33H97ZM154 32H156V33H154ZM182 32V34L180 35V33ZM191 32V33H190ZM222 32H224V33H222ZM239 32H244V36H242L243 35V33L241 34L240 33V35H239ZM246 32V33H245ZM19 33V34H18ZM25 33V34H24ZM31 33H33L32 35H31ZM103 35H102V34ZM141 33V34H140ZM175 33V32H174ZM188 33H190L189 34V37L191 38L190 40L188 39V38H186V36H188ZM235 33V34H234ZM14 34H17V37H15V35ZM23 34H24V36H23ZM30 34V35H29ZM69 34V35H68ZM84 34V35H83ZM85 34H86V36H85ZM93 34V35H92ZM151 34V35H150ZM186 34V35H185ZM237 34V36L238 37H236L235 35ZM246 34V35H245ZM2 35H4V36H2ZM5 35H8V38L5 36ZM13 35V36H12ZM20 35V36H19ZM23 37H22V36ZM91 35L93 36V37H91ZM96 35V36H95ZM100 35V36H99ZM101 35L102 36H104V37H101ZM128 35V36H127ZM142 35V36H141ZM171 35H172V33H171ZM183 35V36H182ZM191 35H192V37H191ZM232 35V36H231ZM257 35V36H256ZM38 37V39H36L35 37ZM71 36V37H70ZM83 36H85V38L83 37ZM94 36H95V38H94ZM98 36V37H97ZM135 36V37H134ZM157 36H159V37H157ZM228 36V37H227ZM235 36V37H234ZM240 36H242V37H240ZM261 36H263V37H261ZM23 38V40H22V38ZM25 37V38H24ZM26 37H28V38H26ZM54 37V36H53ZM67 37H68V39H67ZM70 37V38H69ZM80 37V36H79ZM137 37V38H136ZM139 37V38H138ZM141 37H142V39H141ZM181 37V38H180ZM200 37V38H199ZM249 37V38H248ZM2 38V39H1ZM4 38H6V40H5V44H4ZM10 38V39H9ZM16 39V40H14V39ZM64 38V39H63ZM73 38V39H72ZM88 38V39H87ZM99 38V39H98ZM102 38V39H101ZM104 38V39H103ZM119 38V39H120ZM256 38V39H255ZM13 39V40H12ZM56 39V38H55ZM72 39V40H71ZM76 39V40H75ZM136 39V40H135ZM141 39V40H140ZM148 39V40H147ZM188 39V40H187ZM251 39V40H250ZM257 39H258V41H257ZM3 40V41H2ZM10 40V41H9ZM22 40V41H21ZM29 40V41H28ZM34 41V42H32V41ZM57 40H58V38H57ZM80 40V41H79ZM85 40V41H84ZM101 42V44L102 45H100V42ZM131 40V41H130ZM140 40V41H139ZM185 40H187L188 41V43H187V41H185ZM192 40H194V41H192ZM198 40H200V42H201V44H200V46L198 45V43H200ZM234 40V41H233ZM239 40V41H238ZM245 40V41H244ZM12 41V42H11ZM44 43H43V42ZM71 41V42H70ZM74 41V42H73ZM77 41V42H76ZM82 41V42H81ZM125 41V42H124ZM128 41V42H127ZM146 41V42H145ZM154 41V42H153ZM186 42V43H182V42ZM238 41V42H237ZM1 42H2V44H1ZM9 44V42H10V44L8 45L7 43ZM37 42H40V43H37ZM94 42V43H93ZM141 42H143V43H141ZM160 42V43H159ZM163 42V43H162ZM177 42V41H176ZM190 42V43H189ZM257 42V43H256ZM261 42V43H260ZM15 43L16 44V46H15V44L13 45V44ZM32 43V44H31ZM78 43V44H77ZM104 43V44H103ZM192 43V44H191ZM18 44H19V48H18ZM24 46H22V45ZM40 44H41V46H40ZM93 44H94V47H93ZM97 44H99V46L97 45ZM130 44V45H129ZM143 44V45H142ZM148 45L147 47H146V45ZM154 44H156V45H154ZM203 44V45H202ZM229 44H230V46H229ZM233 44H234V46H233ZM2 45V46H1ZM20 45H21V47H20ZM30 45H32V47H30ZM36 45H37V47H36ZM44 45V46H43ZM59 45V46H58ZM70 45V46H71ZM77 45V46H76ZM90 45H91V47H93L92 49V51H91V47H90ZM104 45V46H103ZM153 45V46H152ZM231 45L233 46V47H231ZM4 46V47H3ZM71 46V47H72ZM79 46H80V48H79ZM100 46H102L101 48H99ZM124 46H122V48H124ZM129 46V47H128ZM131 46V47H130ZM134 46V47H133ZM138 46V47H137ZM147 48H145V47ZM165 48H164V47ZM236 46V47H235ZM255 46V47H254ZM23 47V48H22ZM87 47V48H86ZM98 47V49H101V51L103 52V53H101L100 52V50H99V52L95 49V48H97ZM144 49H143V48ZM150 47V48H149ZM189 47H191L190 49H189ZM192 47H193V50H196V51H193L192 52ZM199 47V48H198ZM228 47V48H227ZM262 47V48H261ZM6 48V49H5ZM22 48V49H21ZM29 48H30V51H29ZM35 48V49H34ZM45 48V49H44ZM134 48H136V49H134ZM151 48H153V49H151ZM159 48V49H158ZM162 48V49H161ZM202 48V49H201ZM238 48V49H237ZM14 49V50H13ZM17 49H18V51H17ZM28 50V54L27 55H25L27 52H25L26 50ZM43 49V50H42ZM59 49H57L58 51H59ZM72 49V50H71ZM80 49H81V54H79L80 52H78V51H80ZM84 49H85V51H84ZM128 49V50H127ZM132 49V50H131ZM138 49V50H137ZM200 51H199V50ZM232 51H231V50ZM261 49H263V50H261ZM5 52H4V51ZM10 50H12V51H10ZM33 50V51H32ZM91 52H90V51ZM148 50V51H147ZM157 50V51H156ZM186 51V52H183V51ZM17 51V52H16ZM20 51H21V53H20ZM33 53H32V52ZM40 51V52H39ZM60 51H59V53H60ZM83 51V52H82ZM88 53H87V52ZM122 51H123V49H122ZM123 51V52H124ZM133 51V52H132ZM139 51V52H138ZM149 51H150V53H149ZM167 51V50H166ZM166 51H164V52H166ZM187 51H189L188 53H189V55H188V53H187ZM199 51V52H198ZM229 51V52H228ZM8 52V53H7ZM16 52V53H15ZM72 52V53H73ZM77 52V53H76ZM96 52H98L97 54L99 55L100 53V58L97 56V55H94V54H96ZM122 52V53H123ZM135 52V54H133ZM142 52V53H141ZM153 52V53H152ZM160 52V53H159ZM197 52V53H196ZM62 53V52H61ZM63 53H64V51H63ZM90 53H92V54H90ZM127 53V54H126ZM147 53V54H146ZM149 53V54H148ZM186 53V54H185ZM196 53V54H195ZM226 53V54H225ZM232 53V54H231ZM21 56H20V55ZM42 54V55H41ZM132 54V55H131ZM140 54V55H139ZM147 56H146V55ZM158 54V55H157ZM166 54V53H165ZM187 55V56H192L191 58L190 57H188V58H190L191 59V61H189L188 60V58L187 59H183V57H185V55ZM231 54V55H230ZM7 57H6V56ZM63 55V54H62ZM80 57H79V56ZM92 55V56H91ZM135 57H134V56ZM145 55V56H144ZM156 55V56H155ZM164 55V57H162ZM167 55V54H166ZM183 55V56H182ZM198 55H201L200 57L201 58H197L198 57ZM1 56V55H0ZM13 56V57H12ZM89 56H91V57H89ZM121 56H122V54H121ZM133 56V57H132ZM137 56V57H136ZM186 56V57H187ZM239 56V57H238ZM1 57V58H2ZM19 57H20V59H19ZM92 57L94 58V59H92ZM141 57H143V58H141ZM149 57V58H148ZM225 57V58H226ZM230 57V58H229ZM234 57V58H233ZM16 58H14L15 60H16ZM39 58V59H38ZM98 58V59H97ZM131 58V59H130ZM134 58V59H133ZM135 58H136V60H135ZM177 58H178V56H177ZM193 58H194V60H193ZM25 59L22 61L21 60V62H24L25 61ZM43 59H45V60H43ZM79 59V60H78ZM81 59V60H80ZM126 59L124 60L125 62H126ZM145 59V60H144ZM162 59V60H161ZM196 59H197V62H195L196 61ZM199 59V60H198ZM233 59V60H232ZM27 60H28V62H27ZM71 60L73 61V62H71ZM78 60V61H77ZM83 60V61H82ZM131 60V61H130ZM138 60V61H137ZM148 60V61H147ZM151 62H150V61ZM153 60V61H152ZM164 60V61H163ZM167 60V61H166ZM178 60H180V58L179 59H177V61ZM184 60H186V61H184ZM37 61V62H36ZM41 61H43V63L44 64H42V62ZM66 61V62H65ZM68 61H70V62H68ZM77 61V62H76ZM83 62V64L84 65H82V62ZM158 61V62H157ZM160 61V62H159ZM170 61H172V60H170ZM185 63H187V61H189L187 64H189V65H187L188 67L186 68V66L185 65H182V64H184V62ZM246 61V62H245ZM249 61V62H248ZM41 62V64H39ZM93 62V63H94ZM132 62H134L135 63V65H134V63H132ZM162 62V63H161ZM163 62H165V63H163ZM194 62V63H193ZM233 62V63H232ZM236 62V63H235ZM244 62V63H243ZM260 62V63H259ZM263 62V63H262ZM29 63V64H28ZM37 63V64H36ZM46 63V64H45ZM69 63V65L71 64V66L70 67H68L69 65H67ZM77 63H79V64H77ZM86 63V64H85ZM138 63V64H137ZM147 63V64H146ZM152 63H154V65H152ZM156 63L158 64V66L156 65ZM161 63V64H160ZM182 63V64H181ZM249 63V64H248ZM39 64V65H38ZM74 64H76V65H74ZM97 64V63H96ZM96 64L94 63L93 65H95L96 66ZM127 64H130V66L129 65H127ZM133 64V65H132ZM137 64V65H136ZM149 64H151V65H149ZM162 64H163V67H162ZM243 64H244V66L246 67V68H244V66H243ZM259 66H258V65ZM25 65V66H24ZM36 65V66H35ZM61 65H63V66H61ZM128 67H127V66ZM179 65V66H178ZM182 65V66H181ZM41 66L43 67V73L41 72L42 70V68H41ZM73 66H74V69H73ZM78 66H80V67H78ZM83 66V67H82ZM88 66L91 68H88ZM136 66H138V68L136 67ZM145 66H147V67H145ZM149 66V67H148ZM154 66H155V68H154ZM160 66H161V70H160ZM169 66V67H168ZM174 66V67H173ZM202 66V67H201ZM233 66H234V68H233ZM263 66V67H262ZM29 67V68H28ZM36 67V68H35ZM61 67H63V68H61ZM76 67V68H75ZM151 67V68H150ZM171 67V68H170ZM176 67V68H175ZM238 67V68H237ZM239 67H241V68H239ZM79 68V69H78ZM81 68H83V69H85V70H83L82 69V71H81ZM142 68H145V69H142ZM147 68H150V69H147ZM156 68L158 69V70H156ZM167 68L169 69V71H166L167 70ZM173 68V69H172ZM198 68V69H197ZM213 68V69H212ZM51 69V70H50ZM62 69V70H61ZM68 69V70H67ZM72 69V70H71ZM77 69V70H76ZM132 69V70H131ZM136 71H138V70H140V71H138V72H136ZM141 69H142V71H141ZM201 69V70H200ZM215 69V71H216V69H217V72H220L219 74L216 72L215 74H213V70ZM238 69V70H237ZM244 70V71H242L241 72V70ZM247 69V70H246ZM24 70V71H23ZM45 70V71H44ZM60 70H61V72H60ZM74 70V71H73ZM79 70V71H78ZM91 70V71H90ZM129 70H131V72H129ZM134 70V71H133ZM152 70V71H151ZM154 70V71H153ZM160 70V71H159ZM165 70V71H164ZM193 70H195V72L193 71ZM40 71V72H39ZM71 71L74 73V75H73V73H71ZM83 71H85V72H83ZM88 71H90V72H88ZM127 71V72H126ZM147 71H149V73L147 72ZM222 71L224 72L223 74H222ZM238 71H240L239 73H238ZM253 71V72H252ZM46 72V76L44 75H42V74H44ZM51 72V73H50ZM69 72V73H68ZM78 74H77V73ZM87 72H88V74H91V75H88L87 74ZM95 72V71H94ZM134 72V73H133ZM136 72V73H135ZM142 72H144L143 73V76L142 75H140V74H142ZM153 72V73H152ZM155 72V73H154ZM159 74V75H157V73ZM246 72H247V74H246ZM256 72V73H255ZM259 72V73H258ZM24 73H25V75H24ZM30 73V74H29ZM41 73V74H40ZM62 73V74H61ZM64 73H65V75H64ZM127 73H128V77H127ZM180 73H182V75L180 74ZM236 73V74H235ZM255 73V74H254ZM19 74V75H18ZM22 74V75H21ZM39 74H40V76H43V77H40L39 76ZM68 74V75H67ZM70 74V75H69ZM71 74H72V76H71ZM144 74H145V76H144ZM147 74H149V75H147ZM152 74H154V75H152ZM185 74H186V76H185ZM193 74H195V75H197L198 76V74H200V77H199V79L200 78H203L204 80H202L203 81V83H202V81H201V79H200V82H199V79H197V76L195 77V75H193ZM250 74H251V76H250ZM23 75L24 76H29L28 77V79H27V77H23ZM38 75V76H37ZM49 76V78H48V76ZM62 75V76H61ZM133 75H135V77L137 78V80H136V78L134 77H132ZM138 75V76H137ZM216 75V76H215ZM237 75V76H236ZM242 75V79H241V76ZM73 77L74 76V78L72 79V78H70V77ZM76 76V77H75ZM130 76H131V78H130ZM176 76H178V77H190L191 76V79H190V83H189V81H188V83L189 84H187L186 85V88H184L183 87V89H182V87H179V91L177 90V88H178V86H175V85H177V83H175L174 82V78H178V77H176ZM240 77V78H237V77ZM248 76V77H247ZM53 77V78H52ZM79 77V78H78ZM124 76H122L121 78H123ZM155 79H154V78ZM244 77V78H243ZM252 77V78H251ZM31 78V79H30ZM38 79L39 81H35V79ZM41 78V79H40ZM52 78V80H50L49 82H48V79H51ZM76 78H78L77 80H76ZM120 78V79H121ZM127 78H129V79H127ZM133 78V79H132ZM158 78H159V80H158ZM169 78V79H168ZM247 78V79H246ZM61 79H63V78H61ZM82 79V80H81ZM87 79H88V81H87ZM173 81H172V80ZM224 79V80H223ZM233 79H234V81H233ZM240 79V80H239ZM23 80V79H22ZM28 80V81H29ZM72 80V81H71ZM80 80V81H79ZM156 80H157V82H156ZM169 80V81H168ZM192 80L194 81V82H192ZM221 80V81H220ZM243 80V81H242ZM47 81V82H46ZM75 81H76V84H75ZM78 81V82H77ZM163 81H165L164 83H163ZM171 81V82H170ZM198 81V82H197ZM22 82V83H23ZM81 82V83H80ZM152 82L154 83V84H152ZM174 82V83H173ZM210 82V83H209ZM219 82V83H218ZM223 82V83H222ZM226 82V83H225ZM237 82V83H236ZM0 83H1V81H0ZM36 83V84H35ZM71 83H72V86H71ZM127 83V84H126ZM191 83H193V84H191ZM205 83V84H204ZM210 85H209V84ZM211 83H212V85H214V86H211ZM221 83H222V85H221ZM44 84H46L45 86H44ZM90 84V85H89ZM148 86H147V85ZM163 84V85H162ZM175 84V85H174ZM1 85V84H0ZM39 85V86H38ZM96 85V86H95ZM127 85V86H126ZM132 85V86H131ZM154 85V86H153ZM156 85V86H155ZM190 85V86H189ZM193 85V86H192ZM206 85V86H205ZM235 85H237V86H235ZM251 85V86H250ZM69 86V87H68ZM71 86V87H70ZM96 87V89H95V87ZM174 86H175V88H174ZM189 86V87H188ZM226 86H227V88H226ZM235 86V87H234ZM254 86H255V88H254ZM3 85H1L0 86V88L3 90V91H1V89H0V109H2L0 112V114L2 115V113H3V115L6 113V115H8V116H6V115H4V117L6 116V117H10V118H12L13 119V117H11L12 115H14V117L15 116H18L19 117V114L18 115H16V113L17 112H13V110H11L12 108H10L11 106H9V105H11V104H9L10 103V100L9 101H7V99H5L4 97H5V95L7 94V93H5L6 92V89H4L5 87H3ZM44 87V89H41V88H43ZM75 87H76V89H75ZM78 87V88H77ZM91 87V88H90ZM130 87H131V89H130ZM145 87V88H144ZM148 87L150 88L151 87V89H149L150 90V92L151 93H149V90H148ZM154 87V88H153ZM177 87V88H176ZM191 87H193V88H191ZM73 89V90H71V89ZM89 88V89H88ZM170 88V89H169ZM204 88V89H203ZM212 88V89H211ZM213 88L215 89V91L213 90ZM225 88V89H224ZM241 88H242V90H241ZM76 91H75V90ZM91 89H93V91L91 90ZM100 88H98V90H99ZM127 89V90H126ZM147 89V90H146ZM164 89V90H163ZM188 89V90H187ZM49 92H48V91ZM68 90V91H67ZM90 90V91H89ZM180 90H181V92H180ZM194 90V91H193ZM207 92H206V91ZM245 90V91H244ZM75 91V92H74ZM125 91V92H124ZM126 91H128V92H126ZM184 93H186V94H184ZM198 91V92H197ZM214 91V92H213ZM241 91H242V93H241ZM253 91V92H252ZM37 91H30L29 92V94L30 95H35V94H31V93H36ZM48 92V93H47ZM71 92H73V93H71ZM95 92H96V96L94 97V95H92V94H95ZM145 92H147V93H145ZM210 92V93H209ZM219 92V93H218ZM256 94H255V93ZM3 93H5V94H3ZM92 93V94H91ZM141 93V94H140ZM183 93V94H182ZM206 93H208V94H206ZM250 93V94H249ZM53 94V95H52ZM68 94V95H67ZM73 94V95H72ZM122 94V95H121ZM216 94H218V95H216ZM223 94H224V96H223ZM233 94V95H232ZM4 95V96H3ZM8 95V94H7ZM72 95V96H71ZM79 95V96H78ZM130 95H131V97H130ZM143 95H147V96H143ZM160 95V96H159ZM180 95V96H179ZM186 95V97H184ZM191 95V96H190ZM202 95V96H201ZM204 95V96H203ZM252 95V96H251ZM68 98H67V97ZM75 96V97H74ZM137 96V97H136ZM182 96V97H181ZM194 96V97H193ZM206 96V97H205ZM66 97V100L64 99H62L61 101H60V103H59V101L58 100H60L61 98H65ZM69 97H71V98H69ZM92 98L91 100L89 99V98ZM94 97V98H93ZM119 97V98H118ZM127 97V98H126ZM178 97H180V98H178ZM188 97V98H187ZM199 99H198V98ZM205 97V98H204ZM208 97V98H207ZM218 97V98H217ZM249 97V98H248ZM85 98H87L86 100H85ZM148 100H147V99ZM174 98V99H173ZM192 99V101H191V99ZM195 98H197V99H194ZM201 98V99H200ZM204 98V99H203ZM216 99V103L215 102H213L212 101V103H211V101H210V99H212V100H215ZM220 98H221V100H220ZM228 98V99H227ZM250 98H254L253 99V101H250L249 102V100H250ZM69 99V100H68ZM82 101H81V100ZM120 99V100H119ZM127 99H129L128 101H127ZM134 99H135V101H134ZM183 100V102L186 100V99H188L186 102H187V105H186V102H182L183 104L182 105H186L187 107H189V106H191L192 104H194L196 101H200V103H206L207 102V99H208V103L207 104H205V105H207V107H208V109H207V107L205 108V105H204V108L208 111L209 110V108H210V106H211V112H212V114H211V112H207V111H205V109L203 108V106H202V110H203V112L205 111V113H203V115L206 117V118H204L203 117V115L202 114H199L198 115V119H200V121L201 120H205V119H209V120H205V121H208V123H206V122H203V121H201V122H199L198 121V119H196L195 121H194V123L195 122H197L198 121V124L196 123V125H195V128L196 129H198V130H201L202 128L204 129V130H209V131H207V132H204V130H201V133H199L198 134V130H196L194 127H192L191 125L189 126V128L188 129H190L191 127L192 128H194L193 130H191L192 131V133H191V131L190 132H188V129H187V135L188 136H191V134H192V137H196V139L194 140L192 137V139L190 138V140H191V142L189 141V137L188 136H186L185 134L186 133H183V131L184 132H186V130H180V129H183V126H181L182 125V123H183V125H184V122H183V120H185L186 118H184L185 116L187 117V115H188V111H187V108H185L186 106H184V113L183 114H181V109L182 108H180V105H181V101ZM239 99V100H238ZM241 99V100H240ZM246 99H247V101H246ZM249 99V100H248ZM251 99V100H252ZM3 100L5 101V102H3ZM54 100V101H53ZM73 100H77L75 103H76V106H77V104L79 105V107L77 106H75V104H73L74 103V101ZM87 100H90L91 101V103H89L90 101H87ZM95 100H97L98 101V99H96L95 98ZM95 100L93 101V103H96L95 102ZM122 100H124V102H122ZM126 100V101H125ZM171 100V101H170ZM189 100L191 101V102H189ZM229 102H228V101ZM234 100V101H233ZM257 100V101H256ZM2 101V102H1ZM9 102V103H7V102ZM58 101V102H57ZM68 101H70V102H68ZM72 101H73V103H72ZM87 101V102H86ZM147 101V102H146ZM177 101V102H176ZM206 101V102H205ZM210 101V102H209ZM219 101V102H218ZM232 101L234 102V103H232ZM243 101V102H242ZM57 102V103H56ZM79 102V103H78ZM167 102V103H166ZM231 102V103H230ZM241 102V103H240ZM247 102V103H246ZM254 104H253V103ZM7 103V104H6ZM62 103V104H61ZM69 103H72L73 104V107L75 106V108H74V110H73V107H70V106H65V105H67V104H69ZM85 105H84V104ZM87 103V104H86ZM98 103V102H97ZM132 103H134L133 105H132ZM149 103V104H148ZM178 103V104H177ZM192 103V104H191ZM209 103H211L212 105H210ZM214 103V104H213ZM226 103H228V104H226ZM252 103V104H251ZM257 103V104H256ZM48 104V103H47ZM80 104H81V106H80ZM174 104H176L175 105V107H174ZM250 104V105H249ZM46 105V104H45ZM63 105V106H62ZM92 105H93V108H92ZM150 105V106H149ZM189 105V106H188ZM215 105V106H214ZM241 105V106H240ZM255 105V106H254ZM260 105H262V106H260ZM48 106H49V108H48ZM53 106H54V108H53ZM58 106V107H57ZM212 106H214V108H212ZM230 106V107H229ZM63 107V108H62ZM135 107V108H134ZM142 107V108H141ZM223 107V108H222ZM244 107V108H243ZM253 107V108H252ZM3 108H5V110L6 111H4V109ZM7 108V109H6ZM56 108V109H55ZM58 108H60V109H58ZM67 108H70V110H68ZM72 108V109H71ZM77 108V109H76ZM78 108H79V111H81V112H79L78 111ZM177 108H179V109H177ZM217 108V109H216ZM219 108V109H218ZM62 109H63V111H62ZM65 109V110H64ZM75 109H76V111H78L77 113H79L78 115L76 114V111H75ZM86 109V110H85ZM89 109V110H88ZM134 109V110H133ZM171 109V110H170ZM224 109V110H223ZM227 109H228V111H227ZM248 109V110H247ZM55 110V111H54ZM66 110H68V111H66ZM71 110H73V112L74 113H72L73 115H72V117L71 116H69V114L71 113ZM94 110V111H93ZM136 110V111H135ZM202 110H201V113H202ZM216 110V111H215ZM10 111V112H9ZM12 111V112H11ZM62 113H61V112ZM67 113H66V112ZM131 111V110H130ZM139 111L140 112H142L143 114H145L144 116L143 115H140L139 114ZM173 111V112H172ZM180 111V112H179ZM231 111V112H230ZM51 112V113H50ZM55 112V113H54ZM58 114H57V113ZM64 112V113H63ZM84 112V113H83ZM146 112V113H145ZM180 113V115L178 116V114L177 113ZM7 113H9V114H7ZM11 113H12V115H11ZM172 113V114H171ZM229 113V114H228ZM54 114V115H53ZM60 114V115H59ZM77 115V116H75V117H78V119L77 120H75V119H73L74 118V115ZM135 114H136V117L138 118H136L135 117ZM187 114V115H186ZM208 114H210V116L208 115ZM233 114H234V116H233ZM11 115V116H10ZM50 115V116H51ZM55 115H56V117H59V118H55ZM63 115H67L68 116V118L67 117H64ZM71 115V114H70ZM81 115V116H80ZM82 115H84V116H86V117H84V116H82ZM134 115V116H133ZM182 115V116H181ZM222 115V116H221ZM242 115V116H241ZM51 116V117H52ZM139 116V117H138ZM176 116H177V118H176ZM209 116V117H208ZM212 116V117H211ZM214 116H215V118H214ZM233 116V117H232ZM1 117H3V116H1ZM18 117H17V119H18ZM80 117V118H79ZM140 117L142 118V117H145V118H147V119H140ZM181 117V118H180ZM200 117H203L202 119L200 118ZM231 117V118H230ZM234 117H235V119H234ZM241 119H240V118ZM16 118V117H15ZM14 118V119H15ZM20 118V117H19ZM65 118H67V119H73V121H72V119H71V121H70V123L69 124H67L68 123V121L69 120H67L66 119V121L67 122H65ZM82 118V119H81ZM85 118V120H83ZM133 118L134 119H136V121L134 120L133 121ZM180 118V119H179ZM215 119L214 121H216L217 122V125L214 123V121H213V119ZM216 118H218L219 119V121H218V119L216 120ZM223 118H224V120H223ZM17 119H16V121H17ZM81 119V121H78V120H80ZM165 119V120H164ZM176 119V120H175ZM178 119V120H177ZM210 119H211V121L213 122L212 124H211V121H210ZM239 119V120H238ZM20 121H17L18 123L17 124H15V126L16 125H20L21 124V122H22V124H21V126H17V128H15V129H18L21 133H22V135H21V133H19V131L17 132L16 130V133H18V135L20 136V137H22L21 139H23V137L25 138V139H23V141H25V143H26V145L24 144V142L22 141V143H23V152L24 151H26L27 153H25L24 152V156L22 155V158H21V163H20V161H19V165H17L18 164V162H17V164L15 165V163L13 164V163H9V165H8V167H6V169L8 168L9 169V171H8V169L7 170H5L4 169V171H8V173H10V175H14V174H16V173H14L15 171H17L18 170V168L20 169V170H22L23 169V172L24 173H28L30 176H31V178L34 180V181H39V180H41V178H40V174H42L43 172H45V173H43L42 175H43V178L44 177H46L47 176V178L48 179H50L51 177H52V175H51V173L50 172H52L55 168L53 167V166H55V164H53L54 162H52V161H49V162H42L41 163V159L42 158H40L39 159V156H40V154H39V152H36L35 151V149L34 148H36V145H35V143L34 144H32L33 142H34V140H33V131H31V126L30 125H27L26 127L27 128H25L24 126H25V124H27V123H25L24 121H22L21 120V118L19 119ZM234 120V121H233ZM15 121V122H16ZM57 121H59V120H57ZM76 121H78V122H76ZM134 123H133V122ZM139 121H140V123H139ZM142 121V122H141ZM176 121V122H175ZM209 121H210V124H209ZM230 121V122H229ZM23 122H24V124H23ZM73 122H76L75 124L73 123ZM81 122V123H80ZM172 122V123H171ZM218 122H220V124H218ZM225 122V123H224ZM228 122V123H227ZM132 123V124H131ZM167 123V124H166ZM202 123V124H201ZM205 123V125L203 126V124ZM221 123H222V126H224L223 128H225V129H221L222 130V133H224V136H222L221 137V134H219L220 133V130L219 131H215V129L216 130H218V129H220L219 127H221ZM227 123V124H226ZM231 124V126H230V124ZM262 123L264 124V119L262 120ZM81 124H83V126H81V127H83V128H85L86 129V125L88 124V126H87V128H89V129H84V132L82 131V132H80L79 133V131H76L77 133H79L78 135H77V133H75V131L73 132V130H76V129H78L79 127L78 126H80ZM86 124V125H85ZM161 124H162V126H161ZM173 124V125H172ZM179 124V125H178ZM199 124L201 125V129L199 128L200 126H199ZM67 125V126H66ZM73 125V126H72ZM74 125L77 127H74ZM93 125H94V127H93ZM156 125V126H155ZM210 125V128H211V126H212V131H211V133H210V128H208V126ZM215 125V126H214ZM219 125V126H218ZM228 125V126H227ZM30 128H29V127ZM69 126H71V127H73V128H70ZM90 126H91V128H90ZM159 126V127H158ZM178 126H180V127H178ZM214 126V127H213ZM217 126V127H216ZM23 127V128H22ZM58 127H56V129H58ZM153 127H154V129H153ZM172 127V128H171ZM174 127V128H173ZM205 127V128H204ZM216 127V128H215ZM228 127H229V130H228ZM74 128H76V129H74ZM158 128H160V129H158ZM164 128V129H163ZM169 128V129H168ZM173 129V130H175V129H177V130H175V131H171V129ZM218 128V129H217ZM231 128V129H230ZM26 129L28 130V129H30V130H28V131H26ZM63 129V128H62ZM79 129H82V128H79ZM78 129V130H79ZM92 129V130H91ZM97 129V128H96ZM150 129V130H149ZM184 129H186V128H184ZM58 130H60V131H62L61 129H58ZM90 130V131H89ZM224 130V131H223ZM14 131V132H15ZM85 131H87V132H85ZM146 131V132H145ZM185 135V137H187V138H184V135L181 133V132ZM202 131L205 133V134H208V136L207 135H205L204 133H202ZM226 131V132H225ZM29 132V133H28ZM72 132H73V135L75 134V136H73L72 135ZM155 133V135H156V137L154 136V133ZM163 132H164V134H163ZM171 132H173V133H170ZM177 132V133H176ZM216 132V133H215ZM83 133V134H82ZM141 133V134H140ZM152 133V134H151ZM159 133V134H158ZM162 133V134H161ZM167 133V134H166ZM181 135H183V136H181ZM191 133V134H190ZM29 134H31V135H29ZM61 134H63L62 132H61ZM86 134H90V136L89 135H86ZM170 134V135H169ZM177 134V135H176ZM209 134H211V135H209ZM85 135H86V137L87 136H89L88 138H87V141L84 139V138H86L85 137ZM145 135H146V137H145ZM149 135V136H148ZM158 135H160L159 137H157ZM169 135V136H168ZM179 135H180V137H181V139L179 140ZM196 135V136H195ZM201 136V135H203V136H205L204 138H203V136L202 137H199V136ZM212 135H215V137L213 138V137H211ZM217 135V136H216ZM223 135V134H222ZM227 135H226V137H227ZM26 136H27V139H26ZM80 136V137H79ZM140 136V137H139ZM152 136V137H151ZM167 136V137H166ZM171 136V137H170ZM178 138H177V137ZM197 136L199 137V139L197 138ZM32 137V138H31ZM59 137H61V135L59 136ZM74 137H76V139H74ZM164 137V139H162ZM165 137H166V139H165ZM173 137V138H172ZM217 137V138H216ZM155 138V139H154ZM156 138H157V140H156ZM176 138V139H175ZM212 138V139H211ZM80 139H82V141L80 140ZM135 139H136V141H135ZM138 139V140H137ZM160 139H162V140H160ZM235 139V141L233 142V143H237L238 144V138L236 137V138H234ZM28 140V141H27ZM78 140H77V142H78ZM150 140V142H148ZM168 140V141H167ZM175 140V141H174ZM178 140V141H177ZM199 140V141H198ZM33 141V142H32ZM166 141V142H165ZM177 141V142H176ZM193 141H195V143H193ZM238 141V142H237ZM130 142H129V144H130ZM154 142V143H153ZM157 142V143H156ZM158 142H159V144H158ZM175 144H174V143ZM180 142H179V144H180ZM216 142V141H215ZM150 143V144H149ZM156 143V144H155ZM164 143H165V145H164ZM192 143L193 144H197L196 145V147H194L193 145H192ZM78 144V143H77ZM89 144H91V145H89ZM135 144V145H134ZM162 144V145H161ZM170 144V145H169ZM177 144V145H176ZM237 144H236V146H237ZM25 145V146H24ZM28 145V146H27ZM35 145V146H34ZM76 145V144H75ZM151 145V146H150ZM176 145V146H175ZM139 146V147H138ZM144 148H142V147ZM146 146H147V148H146ZM236 146H234L235 148H236ZM165 147H167V148H165ZM28 148V149H27ZM75 148V146L73 147V149ZM131 148V149H132ZM140 148V149H139ZM150 148V149H149ZM152 148H154L153 150H152ZM165 148V149H164ZM193 150H192V149ZM194 148H196V149H194ZM91 149V150H90ZM36 150H38L37 148H36ZM136 150V151H137ZM191 150H192V152H191ZM226 150V154H228V155H235L236 153L233 151V150H231L230 151V149H225ZM141 151V152H140ZM146 151H148L147 153H146ZM153 151V152H152ZM174 151V152H173ZM28 152H30V153H28ZM92 152V153H91ZM193 152H194V154H193ZM227 152H230V153H227ZM73 153V154H72ZM152 153V154H151ZM160 153V154H159ZM175 153H176V155H175ZM191 153V154H190ZM26 154H27V156H26ZM151 154V155H150ZM38 155V156H37ZM71 155H77V156H79L78 154H76V152H71ZM143 155V156H142ZM232 155V156H233ZM33 156V157H32ZM148 156V157H147ZM150 156H152V158L150 157ZM155 156V157H154ZM26 158V159H25ZM141 158H143L142 159V161L140 160ZM151 158V159H150ZM30 159V160H29ZM138 159H139V161H138ZM24 160V161H23ZM37 160H39V161H37ZM137 160V161H136ZM144 160H146V161H144ZM154 163H152V162ZM160 163H159V162ZM149 162V163H148ZM27 163V164H26ZM151 163V164H150ZM21 164V165H20ZM52 164V165H51ZM147 164H149V165H147ZM160 164H161V167H160ZM12 165H14V166H12ZM24 165V166H23ZM32 165V166H31ZM154 165H155V167H154ZM176 165V166H175ZM10 166V167H9ZM15 166L17 167V169H14L15 168ZM157 166V167H156ZM165 166H167V167H165ZM171 166V167H170ZM15 170V171H13V169ZM23 167V168H22ZM160 167V168H159ZM49 168H50V170H49ZM54 168V169H53ZM153 168V169H152ZM154 168H155V170H154ZM168 168V169H167ZM176 168V169H175ZM11 169H12V171H11ZM46 169H48L49 171H46ZM52 169V170H51ZM161 169V170H160ZM163 169V170H162ZM19 170V171H20ZM41 170H42V172H41ZM152 170V171H151ZM156 170H157V173L158 174H156ZM168 170V171H167ZM4 171H3V173H4ZM19 171H17V172H19ZM31 171V172H30ZM161 173H160V172ZM165 171V172H164ZM40 172V173H39ZM7 173V172H6ZM48 174V175H50V176H48V175H45V174ZM35 174V175H34ZM28 175V176H29ZM35 176V177H34ZM175 177V178H174ZM54 178V177H53ZM52 178V180L51 181H53L54 183H55V180ZM244 178V177H243ZM242 177H241V175L240 176H238V178H237V180L235 179V181H233V180H230V181H232V182H234V183H228L227 185H229V186H233L234 184H235V182L236 181H240V182H244L245 181V183H247V182H249V181H247V180H242L243 179ZM240 179V180H239ZM245 179V178H244ZM61 180V181H60ZM166 180V182L168 183H163V184H165V186L163 185V184H161V185H159L158 186V188H156L155 190H156V194H157V197H158V195H159V197L160 196H162V195H164V194H167L168 192H169V190L172 188V184H169L170 182H168ZM67 180H63L62 178H60L59 179V182H65V183H63V186H62V184H60V183H58V184H56L55 183V186L53 185V186H51V191H53L52 192V194H54L52 197H54V198H56V197H58V198H56V199H61V200H65V198H67V201L69 200V197H70V200H71V202H68V205L69 206H67V208L69 207H72V209H76L77 211H78V213L76 214L77 215V220H78V224H79V222L81 223V224H83L84 223V225H85V222H84V219L86 218V216H87V211H90L91 209H90V207H91V205L94 203L95 205L94 206H96L97 205V203H95L96 201V199H95V197H93L92 195H89V194H86L85 193V195H84V192H82L80 189H78V187H76L74 184H72L71 185V183L69 184V182L67 183L66 182ZM58 182V181H57ZM146 182H149V181H146ZM229 182V181H228ZM67 183V184H66ZM69 184V185H68ZM61 185V186H60ZM151 185V184H150ZM148 186L147 184H142V189H145V191H147V193H148V191H149V195H151V192L153 191V186L151 185V186ZM166 185H167V187H166ZM168 185H169V187H168ZM144 186H147V187H144ZM56 187H58V188H56ZM161 187V188H160ZM164 187V188H163ZM53 188V189H52ZM147 188V189H146ZM160 188V189H159ZM157 189H159L160 191H158ZM162 189V190H161ZM165 189V190H164ZM151 190V191H150ZM155 190H154V192H155ZM79 191V192H78ZM161 191H164V193H161ZM166 191V192H165ZM68 192H69V194H68ZM154 192H152V198H154L155 197V193ZM58 193V194H57ZM60 193V194H59ZM81 194V195H80ZM214 193H209V195H207V197H203L202 198V200L200 201V204L201 205H199L198 206V208H196L194 211H192V208L190 207V205L188 204L187 205V203L186 204H182L181 206L180 205H176L175 207H173V209H172V214H174V220H177L178 219V215L179 214H181V213H183V212H194V213H192V215L194 216V218L196 219V225L195 226H197V228H198V231H199V237H201V238H203V239H205L206 237L208 238L210 235H212V236H216V234H217V232H219V233H221L220 231H221V229H219V228H221L220 226V223H218V221L215 219V217L210 213V212H208L207 213V211L209 210V209H211V206L210 205H212L208 200L212 197V195H213ZM68 195H69V197H68ZM87 195V196H86ZM211 196V197H210ZM61 197V198H60ZM64 197V198H63ZM73 199H72V198ZM77 198V199H76ZM97 198V200L98 199H101V200H99L98 201V203L99 202H101V201H103L102 203H101V205L104 207V209H103V207H100L99 206V208H102V210L100 211V210H96L97 209V207L98 206H96V208H94V209H92L91 211L92 212H90V213H93L94 212V214L96 215H92V219H94V220H92L91 219V221H92V224H94V225H97L98 226V224H99V226H101V224H103V226H101V227H106L105 225L109 222H113L114 220L116 221V220H118V219H116V217L118 218V215H116V216H113L114 217V219H111V220H108V218L105 216V215H107V212L106 211H108V206H107V204H105V201L104 200H102V198L100 197V198H98V196L96 197ZM88 199H90V200H88ZM69 200V201H70ZM72 200H74V201H72ZM80 200V201H79ZM95 201V202H94ZM88 202H90L89 204H87ZM73 203V204H72ZM76 203V204H75ZM78 203H79V205H78ZM103 204H105V205H103ZM206 204H209V205H206ZM73 205V206H72ZM77 205H78V208H77ZM86 205H89V207L88 206H86ZM187 205V206H186ZM239 206H241L240 204L239 205H237V207L238 208H240ZM106 207H107V209H106ZM200 207V208H199ZM213 207V206H212ZM59 208V211L57 210V212H55L56 211V209H58ZM89 208V209H88ZM98 208V209H99ZM189 208V209H188ZM88 209V210H87ZM106 209V210H105ZM197 209H199V210H197ZM202 209V210H201ZM179 210V213L177 212ZM96 211H100V213H102L103 212V217H102V215H100V214H98L97 215V213H99V212H97V213H95ZM84 212V213H83ZM106 212V213H105ZM200 212V213H199ZM54 213H57V216H59L60 214H61V212H60V207H56V208H54ZM81 213H82V215H81ZM199 213V214H198ZM205 213V214H204ZM105 214V215H104ZM176 214V215H175ZM202 214H203V216H202ZM85 215V216H84ZM100 215V217H98ZM93 216H95V218H93ZM173 216V215H172ZM175 216H176V218H175ZM200 216V217H199ZM205 216V217H204ZM213 217V218H211V217ZM80 217V218H79ZM200 219H199V218ZM209 217V218H208ZM99 218V219H98ZM101 218V219H100ZM106 218V219H105ZM103 219H105V220H103ZM96 220V221H95ZM108 220V221H107ZM98 221H99V223H98ZM104 221V222H103ZM216 223H215V222ZM105 222H107V223H105ZM198 222V223H197ZM202 222V223H201ZM80 225V224H79ZM108 226H109V224H107ZM205 225V226H204ZM45 228V227H44ZM48 228V230L50 229V227H46L45 228V231H46V229ZM194 228L195 227H191V229L189 230H185L184 231V233L182 234L183 236H188L189 237V235L191 234L192 235V232L194 231ZM214 229V230H213ZM77 230V229H76ZM42 232H44V230H41ZM190 231V232H189ZM215 231V232H214ZM189 232V233H188ZM208 232V233H207ZM211 232V233H210ZM186 233H188V234H186ZM210 233V234H209ZM83 234V233H82ZM88 234V233H87ZM87 234H86V232L84 231V234L82 235V236H84V237H86L87 236ZM110 234V235H109ZM202 234V235H201ZM86 235V236H85ZM89 235V237H91V235L90 234H88ZM107 235H109V236H107L106 237V235H101V236H103V238H104V236H105V238L107 239L106 240V242H108V241H110V239L112 240V238H114V236L109 232ZM181 235V236H182ZM96 236V235H95ZM94 235L91 237L92 239L90 240V238H89V240H88V238H87V241H85L84 242V247H82L83 246V244H81V249H85V250H81V251H86L85 253H86V255L87 254H89V252H91V251H93V249H96V248H93V247H91L92 248V250H91V248L90 247H88L89 249H90V251H88L89 249L86 247V246H91L90 244L93 242L94 243V245H93V243H92V246H96L95 245V239H96V241L98 242H96L98 245L99 244H102L100 241H103V243H104V241L105 240H102L103 238H100V237H98L97 238V236L95 237ZM99 236V235H98ZM112 237V238H108V237ZM88 237V236H87ZM104 238V239H105ZM183 238V237H182ZM94 239V240H93ZM109 239V240H108ZM115 239V238H114ZM113 239V240H114ZM89 242V243H88ZM86 243V244H85ZM112 245H111V248H110V246L109 247H107V250L109 251V252H111V253H114V251L116 252V253H118V247H117V245H116V241L115 242H110ZM110 243H107L108 245L110 244ZM116 245V246H115ZM216 245V246H215ZM106 246V245H105ZM210 246L211 247H209L208 248V250L210 251L209 252V254H211V256L213 257H216V261H217V258H219L220 259V257H222V256H220V255H222V243L220 244V241H218L217 239H216V241L214 240L212 243H210ZM57 247V246H56ZM99 247H101V245L99 246ZM112 247H115V248H113V250H112ZM217 249H216V248ZM219 247V248H218ZM58 248V247H57ZM117 248V249H116ZM87 249V250H86ZM57 250L58 249H56L55 251H56V253H57ZM99 250V249H98ZM96 251V250H95ZM113 251V252H112ZM216 251H218V252H216ZM84 252H83V254H84ZM109 252H107L106 251V253H109ZM140 252L141 251H136V254H137V258L139 257V258H142L143 256H144V254H143V256H141L142 255V252H141V255H140ZM115 253V254H116ZM220 253V254H219ZM110 254V253H109ZM108 254V255H109ZM114 254V255H115ZM132 254H133V251H132ZM133 255H135V254H133ZM88 256V255H87ZM103 256V255H102ZM110 257L111 256H113V254H111V255H109ZM210 256V257H211ZM100 257H101V255H100ZM136 257V256H135ZM214 259V258H213ZM221 259H223V258H221ZM97 261V260H96ZM105 261V260H104ZM221 261V260H220ZM113 262V263H112ZM106 264V262H103V259H101V261L100 260H98V264ZM109 263L110 264H120V263H117V261H110V258H109ZM108 262H107V264H109Z\"/></svg>", "mask_w": 264, "mask_h": 264}]
</instances>
